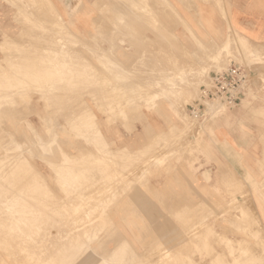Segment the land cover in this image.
I'll use <instances>...</instances> for the list:
<instances>
[{"label": "rangeland", "instance_id": "rangeland-1", "mask_svg": "<svg viewBox=\"0 0 264 264\" xmlns=\"http://www.w3.org/2000/svg\"><path fill=\"white\" fill-rule=\"evenodd\" d=\"M3 1L5 2L6 6L1 5L2 9H1V13H0V68L1 69L3 68L2 70L0 69V77H1L0 81L3 82V83L0 82V86H1V88H0L1 89V91H0L1 92L0 93V97H1L0 98L1 99L0 100V106H1L0 107V118L2 120V121H0V133H2V135H0V142L2 143V144L0 143V149H2V150H0V159H1V162H0V178H1L0 184L2 185L4 183L3 184L4 186L2 185V188H1V185H0V189H1V191H0V193H1L0 194V239H1L0 240V250L3 247L4 248L0 251V254H2V255H0V264H27V263L28 264H49V263L50 264H75V263L76 264H79V263L80 264H98V263L101 264V262L104 259L110 258L112 256V254L110 256V253H113L111 250L115 249L116 245H118L123 239L124 240L121 243L123 245H125V248L126 247L128 248V249L126 248L127 252L124 256H122L123 258L119 257V256L116 258V255H115L113 257V260H112V261H114L113 263H115L120 258L121 261H123L122 264H126V263L131 264V262H132V264H159V263H161V264H185V263L189 264L190 260L192 262L190 264H194L193 262H195V264H218L219 263L218 261H220V260H221V263H223V264H237L238 262H239L238 264H241L240 260L242 259L241 261L244 262L243 258L244 257L246 258L247 256H249V257H252L251 260H250V258L248 260V257H247L246 261L243 264H246V262L248 263V261L253 262L255 260H257V262L256 261H255V263L253 262L254 264H264V243L259 241L256 234H253L250 232L252 228H255V226L258 225L260 227V224L258 221H255L254 215L252 213H250V212H247V213L239 212L238 205L236 204L237 203L236 198H234V197L231 198L229 203L226 204V207H224L223 203H222L223 198L215 197L214 198L215 202H213L214 205L212 204L210 207H208L206 205L207 197H200L198 203H196L192 200H189L187 202V199L183 198L182 193H180L182 188L190 190V188H191L190 185H194L195 188L200 190V192L202 191V193H203L204 187L206 188V186L203 185V182H202L201 177H200V173L203 174V172H205L206 174H208V177H210L211 174L208 170L213 169V167L210 166V168L207 170L205 165H206V163H210L215 159L214 157L212 158V156L210 157V155H212V152L214 150L213 147L211 145H210V147H208L205 143L206 127L208 128L212 124V122L215 121V119L213 118V114L216 111H217L216 113H218V112L222 113V112L227 111L228 109H234L237 107L236 106L234 108H229L227 106H224L223 104L221 105V103L219 105V102H215V101L209 102L210 105L208 104V102L207 103L205 102L206 112L204 111V114H201L200 116L194 115L190 111L189 106L193 105L196 102V100L199 98L200 86L202 84H204V82L208 78L210 72H213L214 69H215L214 72H218L219 70L221 71V69L224 70L225 68H227V66H229L232 63L244 66L248 70H255L253 68V66H255L254 65L255 63H263L264 52L261 49H252L251 50V48H250L251 42H249L247 38L242 36L237 31H235V30L231 31V29L229 28V25L227 23L226 18H224L222 21H220L219 24H217V26H215L214 22L200 21V22H198V24H199L198 26L195 25L196 26L195 28L190 25L191 24L190 22H186V21L179 20V19L167 20L166 25H165V28H166V46H167L166 59H167V65H168L167 73H169L171 71L170 72L171 74H169V76H167V78L169 79L170 75L175 76L176 73H174V71L177 72V75L175 76L176 78L174 76H172L173 77V78L171 77L172 80L169 79V81H165L167 83V88L165 89V88H163L164 83H165L163 80L164 77H162V73L160 74V70H159V67L157 65L158 63H156V65L154 67L152 66L149 69L147 67H144V65H143L144 61H142L140 63L141 67L139 66L140 67V68L138 67L139 69H134V68H136V66L133 63L134 60L132 58L133 61H131V64H130V67H132V68H128V69L125 68L129 73H131L130 74L131 76L134 75L133 77L129 76V79L127 78L126 72L118 70V67L113 68V66L110 64L109 61H111V62H112V60L114 61L116 59L117 54L115 55V53H113V52L111 54V51L109 50L111 48V43H110L111 37L110 36H103L101 38H95L94 39L95 44H93V41L91 42L88 40V42H87L88 47H86V48L82 47L80 49V46H79L80 42L78 41L79 37L73 31H70V29L75 28L74 24L73 23L72 24H70V23L66 24L65 22H63L62 17L60 18L59 14L57 12H55L53 9H50V7L48 6V3L44 2L42 4V7L45 9V10H43L42 7H40L41 4H40V6H39V4L36 5V3L32 4L31 0H12V1L11 0H6V1L3 0ZM23 6H25V7H23ZM36 7H37V9H36ZM4 8H6L5 11H2ZM38 8H41L45 13L40 12ZM26 10H27V13L25 12ZM36 10L38 11V13ZM166 10L168 13V17L177 18L179 16L178 13H176V10H174V8L172 7V5L170 3H168V5L166 6ZM31 11L32 12L35 11V12L32 13ZM148 11L150 12V10H148ZM172 12L174 14H172ZM35 15H36V17H35ZM44 15L47 17H45ZM29 16L31 17L30 20H29V18H30ZM224 17H225V15H224ZM24 19H26L27 21ZM28 21H29V23L33 21V23H30V25H29L27 23ZM46 21H48V22L45 23ZM157 21L158 20L152 19V21L150 20V21L145 22L146 24L148 22L147 27L151 30L152 34H153L152 28H155V27L158 28L159 27L158 23H160V22L159 21L157 22ZM50 23H52V24H50ZM49 24H50V26H49ZM110 24H111L110 20H107V21L101 20L98 24V27L101 28V26H103L102 27L103 29L106 28L105 30H110V28H111ZM150 24L152 27L150 26ZM114 25H115V28L120 27L116 22L114 23ZM153 25H155V26H153ZM163 25H164V23H163ZM36 26L38 28H35ZM23 28H25V29H23ZM186 29H188V30H186ZM182 33H184V34L187 33L188 36L184 37L182 35ZM33 34H35L36 37ZM48 34H50V35H48ZM47 35H48V37H47ZM168 35H170L171 39L169 38ZM229 35L230 36L232 35L231 38H232V42H233L232 43L233 48H231V51L234 52L233 54H230V55L225 54L224 49L221 50V48L224 45V41H225L226 37ZM64 36L66 37V39ZM39 37H42V38H39ZM68 38L70 40H68ZM175 38H177V40ZM71 39H73V40L71 41ZM100 39H101L102 43H101ZM148 39L149 40L147 41L148 42L147 44H149L150 47L153 49L155 46V42L158 45L160 38L158 36H150ZM96 40H99V42H96ZM240 42L244 45V47L242 48V46L240 44L241 49L237 46V43H240ZM9 43H11V45ZM47 44H49V45H47ZM63 44H64V46H63ZM102 44H103V47L106 48L105 50H107V51L102 50L100 48V46H97L96 48L92 47L93 45H102ZM109 44H110V46H109ZM169 44H170V46H169ZM29 45H30V47H29ZM89 45H91V46H89ZM75 46H76L77 51H76V49H74ZM59 47H60V49H59ZM50 48L51 49L54 48V49L51 50ZM87 48H89V49H87ZM90 48L91 49L93 48L96 51L95 52L91 51ZM4 50H6V51H4ZM44 50L46 51V53H44L45 52ZM49 50L51 52H49ZM56 50H58V52ZM42 51H44V52H42ZM172 51L173 52L175 51L176 53L174 52L175 53L174 54ZM240 51L243 55L238 54V53H240ZM61 52H63L65 54V57H64V54H63V58L61 56H59V55H62ZM100 52H103V54ZM75 53H76V56L74 55ZM78 53H81L82 55L78 54ZM94 53L95 54L98 53L99 55L100 54L102 55L101 56V62H99L97 64L96 69L99 72L100 71L102 72L103 70L106 69L105 70L106 72L105 71L102 73L100 72L102 74L101 75L98 71H96L97 74H94V76H92L91 78L86 77V75H88L86 72L84 73V76H81V77L77 76L76 79H75V77H71L69 70L71 68L72 62H73L72 68L76 67V68L80 69L81 61L86 60L87 58H90L88 60H91L93 58V56L90 54H94ZM153 53L154 52H150V55H153ZM248 53L252 54V56L248 57L247 56ZM257 53L259 54V56L257 55ZM19 54H23L22 56H24V57L19 56ZM168 54L171 56H169ZM13 55L15 58L13 57ZM145 55L142 54L140 59H142L143 56H145ZM3 56H6V57H4L5 60H3ZM176 56H177V58H174ZM207 56H209V57H207ZM172 57H173V60H172ZM78 58L79 59L81 58L80 61ZM55 59H56V61H55ZM69 59H70V61H69ZM21 61L22 62L24 61L23 64ZM33 61H35V62H33ZM59 61H61V62H59ZM74 61L79 64V67H78V65H76V63ZM171 61H174V62H171ZM187 61H189V62H187ZM12 62H13V64L17 62L15 64L17 67L15 65H13ZM115 62H116V60H115ZM183 62H184V64H183ZM203 62H204V64H203ZM18 63H20V64H18ZM66 63H67V65H66ZM119 64H121V63H119ZM176 64L179 65L180 67L176 66ZM182 64L184 65V68L182 67L183 66ZM29 65H31V66H29ZM40 65H41V69H39ZM57 65L60 69L57 67ZM109 65H111V66H109ZM152 65H154V64L152 63ZM55 66H56V68H55ZM69 66H70V68H69ZM18 67L20 68V70ZM21 67H22V69H21ZM170 67H172V68H170ZM173 67H175L177 69H173ZM178 67L180 69H178ZM156 68H158V69H156ZM212 68H214V69L211 70ZM17 69L19 70L20 76L17 75L18 74ZM12 71L15 73L11 74V73H13ZM40 71H41V73H40ZM60 71L61 72L65 71V76L67 75L68 78L61 81L59 79V74L61 73ZM46 72H48V73H46ZM116 72H117V74H116ZM172 72L174 74H172ZM39 73H40V75H38ZM103 73H105V74H103ZM136 73H139V74L136 75ZM142 74L143 75L145 74V76L142 77ZM185 74H186V76H185ZM252 74H253V78H254L256 75V71H254ZM33 75H34V77H33ZM35 75H36V77H35ZM47 75H49V76H47ZM55 75H56V77H55ZM120 75L121 76L124 75L123 77H125L124 79H122L123 81L122 80L120 81V84H123L125 81H126V83L127 82L128 83L123 84L126 87L125 94L117 95V94L111 93V91H109V85L110 84H108V83L110 82L109 80L111 79L112 76L117 77ZM154 75H157V77L159 79ZM3 76L5 77L4 79H3ZM40 76H43V77H40ZM137 76H138V78H137ZM262 76H263V80H264V75H262ZM46 77H49V78H46ZM52 77H53V79H52ZM106 77H109L110 79L109 78L107 79ZM154 77L157 80L154 81V83H153ZM17 78L20 81H18ZM42 78H43V80H42ZM132 78H133V80H132ZM143 78H145V79H143ZM1 79H3V80H1ZM32 79H34V81ZM96 79H97V82H96ZM98 79H100V80H98ZM126 79L127 80L131 79V80L127 81ZM149 79H152V80L150 81ZM23 80L25 81V83ZM73 80H74V82H73ZM88 80H90V81H88ZM134 80H136V82H137V80H138V82L141 80L142 83L141 82L140 83L144 87L141 86V84L139 86L138 82L134 83ZM147 80H149V81H147ZM11 82H12V84H11ZM105 82H106V84H105ZM176 82L181 83L182 85L180 84V86L178 87V84L176 85ZM6 83H7V85L9 84L10 86H7ZM36 83L39 85H37ZM45 84H46V86H45ZM133 84H134V86L132 87ZM145 84L150 85L151 87L146 86ZM12 85H13V87H12ZM23 85H25V86H23ZM32 85H34L35 88ZM152 85H153V87H152ZM183 85H184V87H183ZM2 86H3V88H2ZM87 86H89V87H87ZM135 86H136V88H134ZM193 86H195V88ZM30 87L32 90L30 89ZM59 87H60V89H59ZM173 87H176V89ZM16 88L17 89L23 88V89L20 91V90H17ZM50 88H51V92L52 91H54V92L51 93ZM139 88L141 89V91H143L144 89L146 90L147 88H148V90L147 91L144 90L142 92V94L139 96V98H135L134 101H129V100L122 101V99L124 98V96L126 95V92L128 90L134 92L137 89L139 90ZM153 88H155V90H157V93ZM2 89H3V91H2ZM14 89L17 91H15ZM41 89L43 91H41ZM193 89H195V90H193ZM196 89H197V91H196ZM45 90L46 91L48 90L50 95H48L49 94L48 91H47V93H44V92H46ZM70 90H72V91H70ZM77 91H79L81 93H79ZM82 91H84V92H82ZM148 91H150V92H148ZM168 91H169V93H168ZM170 91H172V92H170ZM176 91H178L180 94L178 92L176 93ZM2 92H4V93H2ZM22 92H23V94L21 95ZM143 93H145V94H143ZM154 93H156L157 95H155ZM171 93H173L174 95L179 94V95H175V97H178V99H180L179 96H181L182 99L177 100V101H170V100L166 101V100H164V97L173 96ZM110 94L113 96H111ZM167 95H169V96H167ZM25 96H27V97H25ZM76 96L78 98H76ZM109 96H110V98H109ZM150 96H151V99H150ZM57 97H59L60 99ZM112 97H113V99H115V101L113 99L111 100ZM146 97H148V98H146ZM11 98H12V100H11ZM18 98H19V101H18ZM2 99L3 100L6 99V100L3 101ZM14 99H17L19 104L17 103V101L15 103ZM9 100H10V102H9ZM117 100H119L118 103H117ZM1 101H3V103ZM5 104H8L9 106H6ZM16 105L20 106V108H21L20 111H19V109H17V107L19 108V106H16ZM215 105H216V107H218V106L219 107L216 109ZM78 107H80V108H78ZM175 107H176V110H175ZM179 107H181V108H179ZM13 108L16 109L17 111L14 110ZM126 108H128L130 110L134 109L133 115H130V116H126V115L112 116L111 115V113H114V112L125 113ZM182 109H184V110H182ZM28 110H30V111H28ZM211 110H213V111L211 112ZM15 111H16V113H15ZM65 111H66V113H65ZM183 111H185V112H183ZM75 112H77V113H75ZM134 112H135V117H134ZM97 113H103L105 115L98 116ZM8 114H10V115H8ZM148 114H150V115H148ZM185 114H186V116H185ZM1 115L5 119L2 118ZM87 118L89 119V121ZM195 118H196V120H195ZM46 119H47V121H46ZM18 120H19V122H18ZM72 120H73V122H72ZM189 120H190L191 124L190 123L186 124V122ZM3 121H6V122H3ZM210 121H211V123H210ZM74 123L77 124V126L75 124L76 127L74 125L72 126V124H74ZM84 124H86V125H84ZM193 124H194V126H193ZM89 125H91V127ZM187 126H188V130L186 129ZM77 127L79 128V130L77 129ZM190 127H192L193 129ZM175 128H177V129H175ZM178 128L179 129L181 128V130H179ZM194 128H195V130H194ZM197 129L199 131H197ZM62 130H64V131H62ZM92 130H94V131H92ZM177 130H179V132ZM76 131H77V133L79 132V134H76ZM195 131H197L198 133L196 132L197 133L196 134ZM5 132H6V134H5ZM11 132L14 134H11ZM50 132L52 133V135L50 134ZM68 132L71 134H67ZM162 132L164 133V135L162 134ZM175 132H176V135H175ZM180 132H181V134H179ZM48 133L50 134V136H48L49 135ZM185 133H186V135L183 136V134H185ZM165 134H166V136L168 135V138H166ZM155 136H156V139L154 138ZM178 136L180 137V139H181V137L182 138L184 137L185 140L183 138V140L181 139L182 141L178 142V140H180ZM5 137H7V138H5ZM49 137H51V138H49ZM57 137H58V139H57ZM165 138H166V140H165ZM7 139H8V141H7ZM167 139H168V141H167ZM169 139L170 140L172 139V141L175 139L179 143L178 145L176 143L177 147L178 146L180 147L182 145L181 143L183 142L184 146L183 145L181 146L182 150H181V147L179 148L180 150H178L177 147L175 148L174 143L176 141L172 142V141H169ZM192 139H194V141H196L197 143L194 142ZM1 140H3V141H1ZM20 140H23V141H20ZM34 140H36V141H34ZM47 140H49V141H47ZM64 140H66V141H64ZM93 140H95V141H93ZM197 140H199V141H197ZM61 141L63 143H61ZM171 142L173 143L174 146H172ZM188 142H189V145H188ZM198 142H201V143H198ZM31 143H32V146H30ZM34 143H35V145H33ZM149 143H151V144H149ZM153 143H155V144H153ZM157 143H158V145H157ZM192 143L195 145L197 144V146L193 145ZM45 144H47V145H45ZM200 144H202V145H200ZM1 145H3V146H1ZM19 145H21L20 146L21 148L19 147ZM36 145H38V146H36ZM50 145H52V146L49 149ZM152 145H154V146H152ZM156 145L160 146V147H157ZM165 145H168V146H165ZM185 145L188 147V150L187 149L185 150V148H187V147H185ZM203 145H205V146H203ZM55 146H57V147H55ZM164 146L167 148L169 146H171V147H169L170 152H168L169 150L166 152V148ZM206 146H207V151H205L206 148H204ZM29 147L30 148L32 147V148L30 149ZM37 147H38V149H37ZM86 147H87V151H85ZM172 147H174L175 149ZM26 148H28V149L25 150ZM16 150H17V152H16ZM20 150L21 151L23 150L22 153H20L21 152ZM39 150L41 152H39ZM46 150H47V153H45ZM97 150H99V151L97 152ZM177 150L180 153H177L178 152ZM5 151H6V153H5ZM13 151H15L17 154ZM37 151L39 152V154ZM57 151L60 153L59 154L60 160H59V156L57 155L58 154ZM171 151H173V152H171ZM90 152H91V154H90ZM111 152H113V153H111ZM156 152H157V154H159L158 158H156V156H157ZM161 152L163 154H161ZM185 152H186V154H185ZM206 152H208L209 155ZM18 153H19V155H18ZM86 153H87V155H86ZM10 154H12V155H10ZM51 154L55 155V156H52ZM153 154H155V155H153ZM2 155H3V157H2ZM40 155H42V156H40ZM118 155H120V156H118ZM20 157H22V158L20 159ZM51 157H54V158L50 159ZM56 157L59 161H56V159H55ZM161 157L164 161L161 160ZM90 158L91 159L94 158L95 159V160H93L94 162ZM120 158H121V160H120ZM127 158H129L128 159L129 161L127 160ZM131 158H132V161H131ZM159 158L161 160V162L159 160L160 163L158 162ZM167 158H168V160H167ZM117 159H119V160H117ZM18 160H20V162ZM123 160H124V162H123ZM170 160H172V162ZM90 161H91V163H90ZM152 161H153V163H152ZM61 162L64 164H66L68 162V164H69V165H67L68 167L66 169L67 173L65 172V178H66L65 182L66 183L65 182L62 183L61 181H59L57 171H56V169L59 168L58 166H60L62 164ZM97 162H99V164ZM118 162H120V164ZM139 162L144 163V164H142L140 166L139 164H141V163H139ZM215 162H216V160H215ZM20 163H22L21 164L22 166H20ZM54 163H56V164H54ZM93 163L95 165H92ZM122 163H124V164L122 165ZM196 163H198V164L196 165ZM2 164H3V166H2ZM25 164L27 166H25ZM32 164H33V166H31ZM74 164H76V165L74 166ZM96 164H98L99 166L100 165L102 166L103 164H106V165H103L102 168H104V166H105L104 169H102L100 166L101 169L98 171L99 167ZM146 164H148V166ZM77 165H79V168ZM89 165L91 166V168H92V166H93V168L95 166L98 167L97 171L99 173L96 171V167L94 168L95 170L93 168L92 169L89 168L90 171H88L87 169H88ZM118 165H121V168L123 166V168H124L123 171L120 170L121 168ZM54 166L57 168H55ZM85 166L87 168H85ZM114 166H117V168L119 167L118 168L119 170H117V168L114 169ZM137 166H138V168L140 167L139 168L140 170L137 168ZM144 166H145V168L142 171V167H144ZM70 167H71V170L74 169V171H72V173L74 175L71 172L68 173L70 170ZM74 167L75 168L77 167L79 169V171L85 170V172L82 171L81 172L82 174L81 175L79 174V176H78V174H75V173H78V170L76 171L77 168L75 169ZM107 167L108 168L112 167V168H109V170H110L109 171L107 169ZM135 167L139 171L136 170ZM82 168H85V169H82ZM220 168H223V167L220 166V167H217L216 169L211 170V171H213L216 175H218V174H229L230 175L231 174L230 170H226V172H225L224 168H223V170ZM35 169H38V170H35ZM125 169H127V170L125 171ZM128 169H130L131 171H128ZM132 169H135V170H132ZM91 170H94L95 175ZM102 170L103 171L106 170V171L103 173ZM100 171H102V172H100ZM132 171L134 172V174ZM137 171H138V173H137ZM107 172H108L107 176H110V177L112 176L110 179L107 177V179L109 180L108 182H107L106 178H102V176L106 177L105 173H107ZM85 173H87V174H85ZM90 173H91V175H90ZM92 173L95 177L92 176ZM130 173H131V175H130ZM97 174H101V175H97ZM136 174H138V175H136ZM39 176H40V178H39ZM85 176H86V178L87 177L88 178L85 179L84 178ZM91 176L93 178H97L99 176L98 179L99 178H101V179H99V181L97 182V179H93ZM77 177H78V180H77ZM89 177H91V178H89ZM116 177L119 178V181H118V178H116ZM204 177H205V179L208 178L205 174H204ZM69 178H71V179L75 178V179L71 180ZM81 178L84 179L83 180L84 182L82 181ZM12 179H13V181H12ZM102 179H105V180L103 181ZM1 180H3V183ZM55 180H57V181H55ZM92 180H94V181L92 182ZM115 180H116V182H115ZM127 180H129L130 182ZM67 181H68V183H67ZM86 181H89L88 183L91 184L92 186L89 184H86L87 183ZM8 182H10L9 183L10 185L8 184ZM31 182H32V184H31ZM34 182H36V183H34ZM74 182H75V184H72ZM93 183H94V185H93ZM103 183H105V184H103ZM38 184L41 186H39ZM44 184H46V185H44ZM77 184L79 187H77ZM108 184H109V186H108ZM119 184H121V185H119ZM22 185H23V187H22ZM36 185L39 186L38 188L41 187V190L40 189L36 190V187H37ZM82 185L84 186V188L85 187L86 188L85 189L82 188ZM125 185H127V186H125ZM10 186H12V187L10 188ZM14 186L17 187V190L21 187L18 190L21 192L20 194H23V196H26L29 194L28 195L29 198L33 197L34 199L33 198L32 199L35 201H33V200L30 201L28 196H27V199L25 197H23L24 198V200H22L24 202L23 203L20 199L22 196L18 193V191H16V188H13ZM33 186H34V188H33ZM118 186H119V190L122 189L119 193H118L119 190L117 189ZM120 186H122V187H120ZM130 186H131V188H130L131 190L129 189ZM26 187H28L29 189H27ZM30 187L33 189L31 190ZM73 187L76 189H74ZM91 187H92V190H90ZM99 187H100V189H99ZM102 187H104V188L106 187V188L104 189ZM112 187H113V189H112ZM218 187L219 186H217V187L214 186V188L216 190V194L219 191V193L221 195V191H220L221 189ZM48 188H50L51 190ZM69 188H70V190H69ZM177 188L179 189L178 197H176V195H175V190ZM6 189H8V191L4 193V191H6ZM83 189H84V192H83ZM115 189L118 191L117 192L114 191ZM11 190L12 191L15 190V193L17 196L16 195L14 196L13 195L14 191L11 192ZM22 190L26 192L25 195H24L25 192L23 193ZM28 190H30V192H28ZM77 190L79 191V193ZM111 190H113V191H111ZM47 191L50 194H48ZM51 191H53V192H51ZM54 191L58 192L57 198L55 195L57 193H55ZM151 191H154V192H151ZM39 192H41V193H39ZM85 192H87V194H85ZM97 192H99V193H97ZM8 193H9V195L7 196L6 194H8ZM68 193H69V195H68ZM82 193L84 196L82 195ZM95 193H97V194H95ZM124 193H125V195H124ZM4 194H5V196H4ZM31 194L37 195V196H30ZM47 194H48V196H47ZM108 194H110V199H108L109 198ZM1 195H3V196H1ZM42 195H44V196H42ZM18 196H21V197H18ZM159 196L161 197V199ZM35 197H36V199H39V197H40V200H36ZM41 197H43V199H44L43 203H42ZM48 197L50 199H48ZM96 197H97V199H96ZM114 198H115V200H114ZM18 199L20 200V204H17V203H19ZM101 199L103 200V202H105L104 204L101 201ZM86 200L87 201L90 200V202L87 203ZM2 201H3V203H2ZM27 201H29L28 205L30 204L29 208L27 207L28 206L26 203ZM44 201H45V203H47L46 207H45ZM61 201H63L62 202L63 204L61 203ZM91 201H93V202H91ZM98 201H100L99 204H98ZM211 201H213V198H211ZM32 202H38V203L40 202L39 203L40 205L38 203H36V204L34 203L35 205H33ZM101 202H102V204H101ZM106 202H108V206H106L107 205ZM22 203L24 205L26 204V206H25L26 209L24 208V205ZM2 204H3V206H2ZM11 204L14 206L12 207ZM31 204L33 205L32 207L35 208L36 210L32 209ZM93 204H94V206H93ZM4 205H6V206H4ZM15 205L17 208L18 207L19 208L16 209ZM19 205H21V206L23 205L22 208ZM36 205H37V207H36ZM188 205H189V207H188ZM39 206H41V207H39ZM52 206H53V208H52ZM64 206L67 208H65ZM96 206L97 207L99 206V207L97 208ZM184 206L186 208L182 209ZM23 208L26 210V213H25V211L22 212ZM37 208H39V210L41 209V211H39ZM62 208H63V210H62ZM19 209H20V211H19ZM27 209H29V210H27ZM46 209H48L50 211H48ZM98 209L99 210L101 209V212ZM174 209H176L178 212L177 213L176 210L174 211L176 213V216L173 215L174 212H171ZM51 210L53 212H51ZM79 210H81V211H79ZM168 210H170V211H168ZM189 210H193V211H189ZM34 211H36V212H34ZM37 211H39V212H37ZM109 211H112V212L107 213ZM180 211H181V213H179ZM216 211H217V213H216ZM1 212L3 213V216H2ZM4 212H5V214H4ZM55 212H56V215L59 216V217L57 216V218H55V219L58 220L59 218H61L58 221L53 218V217H56ZM58 212H60V213H58ZM63 212H65V213H63ZM22 213H23V215H22ZM33 213H35V215ZM47 213H49V214H47ZM69 213H71V215H73L72 217H75V218H72L71 215L69 216ZM188 213L191 215L193 214L192 216H194V217L196 216V217L193 218V220H192V216L189 215ZM40 214H42V216H44V218ZM95 214H96V216H95ZM104 214H105V216H104ZM179 214H182V215L184 214V215L183 216L180 215V217H178ZM187 214H188V216H187ZM197 214H199V215L197 216ZM5 215H6V218H5ZM106 215H107V218H106ZM202 215H204V216H202ZM40 216H41V220L40 219L38 220V218ZM108 216H110V217H108ZM184 216L186 218V221H184V219H183ZM189 216H191V217H189ZM32 217H33V219H32ZM35 217H37V218H35ZM95 217H96V219H95ZM52 218L55 220L54 223H52L53 220H50ZM179 218H180V220H179ZM81 219H83V220H81ZM104 219H106V220L104 221ZM108 219L111 220L112 222L109 221ZM187 219H189V220H187ZM19 220H20V223H19ZM62 220L63 221L66 220V221L62 223ZM74 220H75V222H74ZM199 220H200V222H199ZM41 221H42V224H40ZM87 221H89V222H87ZM183 221L185 222V224H183L184 223ZM35 222H37V223H35ZM59 222H61L62 224L60 223L61 225H59ZM103 222L104 223L107 222V223L104 224ZM203 222H205V223H203ZM68 223H70V224H68ZM84 223H87V224H84ZM36 224H38V225H36ZM44 224L46 226H44ZM47 224H49V225H47ZM55 224H56V226H55ZM101 224H102V226H101ZM239 224L240 225L242 224V225L240 226ZM31 225H33V226L30 227ZM64 225L67 227H64ZM70 225H71V227H68ZM19 226H21V227H19ZM52 226H54V227H52ZM57 226H58V229H56ZM86 226H87V229H85ZM38 227L39 228L42 227L41 229H45L44 227H46V229L44 230L45 232L40 230ZM48 227L52 228V229H50L51 231L49 230ZM88 227L90 230H88ZM194 227H196V228H194ZM54 228H55V230H57L56 231L57 233L55 232ZM62 228H63V231L61 230ZM69 228L70 229L72 228V233L70 235H69V233L71 232V230H69ZM91 228L92 229L94 228V229L91 230ZM36 229H37V231H36ZM65 230H67V232H65ZM81 230H82V232H81ZM53 231L55 232V234L52 233ZM89 231H92V232H90L91 234L89 233ZM106 231H107V233H110V234L105 233ZM80 232H81V234H78ZM4 233H5V235H4ZM92 233L94 235H92ZM43 234H44V236H42ZM189 234H192V235H189ZM38 235L40 237L37 238ZM61 235H65V236L63 237ZM72 235H75V237L78 238V240H79L80 236L81 237L83 236L84 239L82 237V238H80L81 241L78 242V240L75 237H73ZM88 235L89 236L92 235L91 236L92 238L95 235H96V237H94V239H92ZM115 235L117 237L116 240H115ZM117 235H119V236H117ZM200 235L203 237L202 239H200L201 238ZM56 236H57V240H56ZM240 236L245 237L247 239L244 240L242 238V240H240L239 239ZM52 237H54V238H52ZM60 237H62V238H60ZM68 237H69V239H68ZM85 237H89V238L86 239ZM121 237H124V238H122V240H121ZM155 237L158 239H156ZM192 237L195 240L194 239L192 240ZM51 238H52V240H51ZM74 238L76 240H74ZM118 238L121 241L119 240V242H118ZM41 239L42 240L46 239V240L42 241ZM101 239H102V241H103V239H105V240L110 239V240H109V242H108V240H106V241L104 240L105 243H103L104 241L102 242ZM87 240H88V242H87ZM9 241H11V242H9ZM52 241H55V242L53 243ZM56 241H58V243ZM72 241H74V243H72ZM243 241H244V243H243ZM40 242H42L43 244H41ZM83 242H85L86 246L89 247L88 249H87V247H84L85 243H83ZM97 242H100V243L102 242L103 244L99 243L100 246H98ZM152 242H155V243H152ZM226 242H227V246L225 244ZM228 242L230 245L228 244ZM241 242H242V244H239ZM47 243H49L50 245ZM81 243L84 244V246H82ZM45 244L49 245V247L47 245L45 246ZM87 244H89V245H87ZM114 244H116V245H114ZM154 244L158 245L159 250L157 248V245H154ZM182 244H184V245H182ZM51 245H53V246H51ZM25 246H27V247H25ZM34 246H36L38 248H36ZM65 246H67V247H65ZM153 246H155V247L152 248ZM239 246L241 247V249ZM46 247H48L47 250H46ZM92 247H94V248H92ZM100 247L103 251L100 249ZM160 247H161V249H162V247L164 249L161 250ZM186 247H188V248L186 249ZM255 247L257 248V251L254 250ZM105 248H107V249L105 250ZM130 248L132 251L130 250ZM177 248L179 250H177ZM37 249H38V251H35ZM48 249H49V251H48ZM54 249H57V250L55 251ZM70 249H71V251H70ZM185 250H186V252H185ZM208 250H210V251H208ZM223 250L225 251V255H224ZM242 250L245 252H243ZM67 251H68V253H67ZM230 251L232 253H230ZM35 252H37V253H35ZM107 252H109V253H107ZM130 252H133V254H131ZM106 253H107V255H106ZM134 253H136V254H134ZM250 253L252 254V256H250L251 255ZM45 254H47V255H45ZM66 254H67V256H65ZM82 254L85 256H79ZM103 254H105V255H103ZM108 254L110 257L108 256ZM217 254H218V257L215 258V256H217ZM248 254H250V255H248ZM38 255H40V256H38ZM88 255H89V257H88ZM43 256H45L44 257L45 259L43 258ZM73 256L76 257V259L73 258ZM86 256H87V258L85 259ZM94 256H95V258H94ZM104 256H105V258H104ZM229 256H231V258ZM255 256H256V258L254 259L253 257H255ZM33 257H36V258H33ZM125 257H127V258H125ZM50 258H52V259H50ZM83 258H84V260H88V261L83 260L84 261L83 262L82 261ZM98 258H100V259H98ZM139 258H141V259H139ZM39 259H41V260H39ZM101 259H103V260H101ZM231 259H233V260H231ZM73 260H75V261H73ZM141 260H142V262H141ZM165 260H166V263H165ZM192 260H194V261H192ZM215 260L217 261V263L215 262ZM3 262H5V263H3ZM138 262H140V263H138ZM144 262H146V263H144ZM221 263H219V264H221ZM250 264H252V263H250Z\"/></svg>", "mask_w": 264, "mask_h": 264}, {"label": "crops", "instance_id": "crops-1", "mask_svg": "<svg viewBox=\"0 0 264 264\" xmlns=\"http://www.w3.org/2000/svg\"><path fill=\"white\" fill-rule=\"evenodd\" d=\"M44 2H48L52 5V9L61 15L63 22L66 24H74L75 28L70 29V31H73L79 37L80 49L88 46L87 43L82 44V42H88V40L92 42L91 37L101 38L103 36H110L111 34V36H113H110L112 39L111 42H114L113 45L111 43V52H116V63L117 65L121 63L118 67L123 69L121 70L118 68V70L125 71L127 67L131 68L129 66L131 60L132 58L135 59L133 56L137 55L136 60L133 63L137 60H144V64H146L144 67L149 69L158 63L159 70L161 69L160 73L163 72L162 77H165L163 78L164 82L167 81L168 74L166 73L168 65L165 57L167 56L166 35L164 34H166V22L170 19H179L190 22V25L195 28L199 25L198 22L200 21L214 22L215 26H217L220 21L226 18L228 25H230L233 30L237 31L251 42V50L261 49L264 52V0H147V2L146 0H31L32 4L38 3L42 5ZM128 3L130 4L129 7ZM168 3L175 7V10L179 15L177 18L168 17L165 6ZM1 5L6 6L3 0H0V13L2 9ZM124 5L126 7H124ZM155 6L157 8H155ZM127 7L129 10H126ZM5 9L6 8L2 11H5ZM164 9L166 10V13ZM41 10L42 9H39L40 12L43 11ZM140 11L142 13H138ZM108 12L111 14L113 13L112 16ZM129 12L132 14H129ZM147 15H149V18H147ZM127 16L131 17L127 20ZM153 17L154 20L160 22L159 29L155 28L154 30L156 31L158 29L157 31H161V34L157 32L161 37L158 36L154 30L152 34L151 30L147 27V24L144 23L148 19L149 21L153 19ZM140 18H143V21H141ZM101 20H111L112 26H114V21L118 25L120 24L119 22H122L123 26H121L122 24L120 25L121 27L117 28L111 26L110 31L105 30L98 27V22ZM130 27L134 29H131ZM140 28L143 29L141 30ZM182 35L184 37L188 36L187 33H182ZM150 36H158L160 38L158 45L155 42L153 48L155 51L151 49L149 44H147ZM97 46H100L102 50L106 49L103 47V44L93 45L92 47L96 48ZM157 49L162 53L159 51L157 52ZM93 50L96 51L95 49ZM146 51L154 52V55L148 54V56H143V58L140 59V55L150 53ZM122 58L125 59L123 60ZM158 58L159 60H157ZM112 62L115 61L112 60ZM137 62L135 66H139L140 61ZM152 63L154 65H151ZM254 65L253 68L255 69L254 71H256V75L247 92L248 95L246 94L247 96L241 100L236 108L228 109L222 113L218 112L217 115L214 113L215 115L213 114V118L215 121L212 122L208 128L206 127L205 143L208 147H210V145L213 147L214 150L211 156L212 158H215L212 162L206 163L205 165L207 170L210 166L213 167V169L208 170L211 174L210 177H208V174L205 172H203V174L200 173L201 180L206 188L204 187L202 193V191L200 192V190L195 188L194 185H190V190L182 188L180 193H182L183 198L187 199V202L192 200L198 203L200 197H207L206 205L208 207L215 202V197L223 198L222 203L224 207H226V204L229 203L231 198H236L237 201H240L239 203H236L238 204L239 212H250L254 215L255 221L259 222L260 227L258 225L255 226V228L251 229V232L256 234L259 241L264 243V81L262 79V75H264V61L263 63H255ZM135 69H138V67ZM127 75V78L129 79L130 73L128 72ZM142 76L145 75L142 74ZM120 77L124 79L123 76ZM120 77L112 76L110 80L114 83L110 81L109 84L111 86H118L122 80ZM135 81L136 80H134V83ZM115 82H118V84H115ZM177 84L180 86V83ZM164 88H167L166 82L164 83ZM147 90L148 89H146V91ZM135 93H137L138 98L142 94L138 89L134 92L128 90L122 101H134L135 98H137ZM179 98L180 99L173 94V96L167 98L164 97V100L177 101L182 99L181 96H179ZM127 109L128 108L125 110L128 112H125L126 114L114 112L111 113V115H133V113L129 111L132 110L133 112L134 109H129V111ZM97 115L103 116L105 114L97 113ZM197 164L198 163H196V165ZM220 166L226 167L224 170H230L231 174L216 175L211 171ZM204 174L208 177L207 179H205ZM216 185L221 189V195L219 191L216 194L214 188V186L217 187ZM175 195L176 197L179 195L178 188L175 190ZM211 198H213V201H211ZM242 238L244 240L247 239L242 236L239 237L240 240H242ZM254 250L257 251V248L255 247Z\"/></svg>", "mask_w": 264, "mask_h": 264}, {"label": "bare ground", "instance_id": "bare-ground-1", "mask_svg": "<svg viewBox=\"0 0 264 264\" xmlns=\"http://www.w3.org/2000/svg\"><path fill=\"white\" fill-rule=\"evenodd\" d=\"M5 1H6V0H5ZM11 1H12V0H11ZM37 1H38V0H37ZM121 1H122V0H121ZM123 1H125V0H123ZM141 1H143V0H141ZM151 1H152V0H151ZM146 2H147V0H146ZM12 3H13V2H12ZM14 3H15V2H14ZM17 3H18V2H17ZM46 3H48V2H46ZM110 3H111V2H110ZM118 3H119V2H118ZM120 3H121V2H120ZM125 3H126V2H125ZM155 3H156V2H155ZM37 4H38V3H36V5H37ZM16 5H17V4H16ZM18 5H19V4H18ZM112 5H113V4H112ZM129 5H130V4L128 3V7H129ZM138 5H139V4H138ZM147 5H148V4H147ZM158 5H159V3H158ZM167 5H168V4H167ZM167 5H165V6H167ZM12 6H13V5H12ZM39 6H40V4H39ZM39 6H38V7H39ZM48 6L50 7V9H52V5H51L50 3H48ZM120 6H121V5H120ZM185 6H186V5H185ZM20 7H21V6H20ZM23 7H25V6H23ZM40 7H42V5H41ZM124 7H126V6L124 5ZM124 7H123V8H124ZM128 7H127V9H126V8H125V9H126V10H129ZM131 7H133V6H131ZM145 7H147V6H145ZM148 7H149V6H148ZM169 7H170V6H169ZM172 7H173L174 10H175V7H174L173 5H172ZM27 8H28V7H27ZM27 8H26V9H27ZM111 8H112V7H111ZM113 8H114V7H113ZM155 8H157V7L155 6ZM160 8H161V7H160ZM167 8H168V7H167ZM22 9H23V8H22ZM24 9H25V8H24ZM29 9H30V8H29ZM36 9H37V7H36ZM38 9H41V8H38ZM42 9L45 10L43 7H42ZM125 9H124V10H125ZM134 9H135V8H134ZM143 9H144V8H143ZM147 9H148V8H147ZM171 9H172V8H171ZM112 10H113V9H112ZM132 10H133V9H132ZM141 10H142V8H141ZM145 10H146V8H145ZM148 10H149V9H148ZM164 10H165V9H164ZM168 10H169V9H168ZM23 11H24V10H23ZM29 11H30V10H29ZM36 11H37V10H36ZM41 11H42V10H41ZM113 11H114V10H113ZM118 11H119V10H118ZM122 11H123V10H122ZM136 11H137V10H136ZM25 12L27 13V10H26ZM31 12H32V11H31ZM33 12H35V11H33ZM33 12H32V13H33ZM43 12H44V11H42V13H43ZM114 12H115V11H114ZM125 12H126V11H125ZM20 13H21V12H20ZM37 13H38V11H37ZM44 13H45V12H44ZM108 13H109V12H108ZM133 13H134V12H133ZM138 13H142V12L140 11V12H138ZM143 13H144V12H143ZM146 13H147V12H146ZM146 13H145V14H146ZM165 13H166V10H165ZM176 13H177V12H176ZM21 14H22V13H21ZM23 14H24V13H23ZM109 14H111V13H109ZM112 14H113V13H112ZM112 14H111V16H112ZM114 14H115V13H114ZM129 14H132V13L129 12ZM129 14H128V15H129ZM150 14H151V13H150ZM172 14H174V13L172 12ZM24 15H25V14H24ZM27 15H28V14H27ZM123 15H124V14H123ZM37 16H38V15H37ZM44 16H45V15H44ZM44 16H43V17H44ZM59 16H60V18H61V15H60V14H59ZM59 16H58V17H59ZM102 16H103V15H102ZM133 16H134V15H133ZM148 16H149V15H147V18H149ZM153 16H154V15H153ZM29 17H30V16H29ZM33 17H34V16H33ZM35 17H36V15H35ZM45 17H47V16H45ZM109 17H110V16H109ZM129 17H131V16H127V20L129 19ZM145 17H146V16H145ZM145 17H144V18H145ZM155 17H156V16H155ZM37 18H38V17H37ZM121 18H122V17H121ZM147 18H146V19H147ZM26 19H27V18H26ZM26 19H24V20H26ZM30 19H31V17L29 18V20H30ZM39 19H40V18H39ZM39 19H38V20H39ZM41 19H42V18H41ZM130 19H131V18H130ZM137 19H138V18H137ZM140 19H141V21H143V18H140ZM153 19H154V17H153ZM156 19H159V18H156ZM32 20H33V19H32ZM67 20H68V19H67ZM123 20H124V19H123ZM144 20H145V19H144ZM26 21H27V20H26ZM34 21H35V20H34ZM41 21H42V20H41ZM51 21H52V20H51ZM106 21H107V20H106ZM110 21H111V20H110ZM121 21H122V20H121ZM147 21H149V19H148ZM151 21H152V19H151ZM47 22H48V21H46L45 23H47ZM49 22H50V21H49ZM96 22H97V21H96ZM130 22H132V21H130ZM145 22H146V21H145ZM145 22H144V23H145ZM153 22H154V21H153ZM153 22H152V23H153ZM157 22H158V21H157ZM27 23L30 25V23H33V21L30 22V23H29V21H28ZM35 23H36V22H35ZM38 23H39V22H38ZM57 23H58V22H57ZM98 23H99V22H98ZM105 23H106V22H105ZM109 23H110V22H109ZM113 23H115V21H114ZM119 23H120L119 26H120L121 24H122L121 26H123V23H122V22H119ZM36 24H37V23H36ZM43 24H44V23H43ZM50 24H52V23H50ZM50 24H49V26H50ZM58 24H59V23H58ZM101 24H102V23H101ZM103 24H104V23H103ZM145 24H146V23H145ZM147 24H148V22H147ZM158 24H159V23H158ZM25 25H26V24H25ZM29 25H28V26H29ZM33 25H34V24H33ZM41 25H42V24H41ZM110 25H111V24H110ZM113 25H114V24H113ZM126 25H128V24H126ZM159 25H160V24H159ZM34 26H35V25H34ZM45 26H46V25H45ZM47 26H48V25H47ZM111 26H112V25H111ZM121 26H120V27H121ZM124 26H125V25H124ZM150 26H151V24H150ZM153 26H155V25H153ZM55 27H56V26H55ZM58 27H59V26H58ZM63 27H64V26H63ZM102 27H103V26H101V28H102ZM112 27H115V25L112 26ZM125 27H126V26H125ZM128 27H129V26H128ZM151 27H152V26H151ZM21 28H22V27H21ZM35 28H38V27L36 26ZM44 28H45V27H44ZM50 28H51V27H50ZM59 28H60V27H59ZM130 28H131V27H130ZM155 28H157V27H155ZM155 28H152V29L154 30ZM229 28L231 29V31L233 30L232 27H231L230 25H229ZM23 29H25V28H23ZM102 29H103V28H102ZM105 29H106V28H105ZM131 29H134V28H131ZM140 29H141V28H140ZM142 29H143V28H142ZM142 29H141V30H142ZM158 29H159V28H158ZM158 29H157V30H158ZM32 30H33V29H32ZM67 30H68V29H67ZM110 30H111V28H110ZM110 30H109V31H110ZM116 30H117V29H116ZM157 30H156V31L154 30V31L156 32V34H157V32H158V33L161 32V31H157ZM186 30H188V29H186ZM23 31H24V30H23ZM41 31H42V30H41ZM98 31H99V30H98ZM113 31H114V30H113ZM113 31H112V32H113ZM60 32H61V31H60ZM101 32H102V31H101ZM104 32H105V31H104ZM116 32H117V31H116ZM132 32H133V31H132ZM132 32H131V33H132ZM168 32H169V31H168ZM24 33H25V32H24ZM120 33H121V32H120ZM134 33H136V32H134ZM164 33H165V32H164ZM20 34H21V33H20ZM35 34H36V33H35ZM35 34H33V35L35 36ZM51 34H52V33H51ZM59 34H60V33H59ZM62 34H63V33H62ZM70 34H71V33H70ZM160 34H161V33H160ZM160 34H159V35L157 34V35L160 36ZM162 34H163V33H162ZM48 35H50V34H48ZM48 35H47V37H48ZM54 35H55V34H54ZM63 35H64V34H63ZM68 35H69V34H68ZM72 35H73V34H72ZM112 35H113V34H112ZM125 35H126V34H125ZM129 35H130V34H129ZM164 35H166V34H164ZM164 35H162V36H164ZM22 36H23V35H22ZM65 36H66V35H65ZM65 36H64V37H65ZM110 36H111V34H110ZM116 36H117V34H116ZM127 36H128V35H127ZM168 36H169V38H170V35H168ZM231 36H232V35H231ZM231 36L229 35V36L226 37V39H225V41H224V45H223V47L221 48V50L224 49V53H225V54H228V55L234 53L233 51H231V48H233V47H232V46H233V45H232L233 42H232V38H231ZM35 37H36V36H35ZM66 37H67V36H66ZM66 37H65V39H66ZM95 37H96V35H95ZM99 37H100V36H99ZM111 37H113V36H111ZM134 37H135V36H134ZM160 37H161V36H160ZM33 38H34V37H33ZM39 38H42V37H39ZM91 38H93V37H91ZM163 38H164V37H163ZM169 38H168V39H169ZM173 38H174V37H173ZM9 39H10V38H9ZM94 39H95V38L92 39L93 44H95V43H94V41H95ZM113 39H114V38H113ZM128 39H129V38H128ZM165 39H166V38H165ZM170 39H171V38H170ZM175 39L177 40V38H175ZM40 40H41V39H40ZM43 40H44V39H43ZM43 40H42V41H43ZM45 40H46V39H45ZM68 40H70V39L68 38ZM72 40H73V39H71V41H72ZM100 40H101V39H100ZM108 40H109V39H108ZM111 40H112V39H111ZM114 40H115V39H114ZM130 40H131V39H130ZM148 40H149V39H148ZM34 41H35V40H34ZM47 41H48V40H47ZM78 41H79V40H78ZM85 41H86V40H85ZM96 41L99 42V40H96ZM138 41H140V40H138ZM141 41H142V40H141ZM48 42H49V41H48ZM50 42H51V41H50ZM105 42H106V41H105ZM109 42H110V41H109ZM51 43H52V42H51ZM78 43H79V42H78ZM83 43H87V42H82V44H83ZM110 43H112V45H113L114 42L112 41V42H110ZM115 43H116V42H115ZM134 43H135V42H134ZM9 44L11 45V43H9ZM21 44H22V43H21ZM38 44H39V43H38ZM69 44H70V43H69ZM240 44H241L242 48L244 47V45H243L241 42H240V43H237V46L241 49ZM47 45H49V44H47ZM27 46H28V45H27ZM38 46H39V45H38ZM63 46H64V44H63ZM109 46H110V44H109ZM135 46H136V45H135ZM169 46H170V44H169ZM173 46H174V45H173ZM29 47H30V45H29ZM33 47H34V46H33ZM48 47H49V46H48ZM87 47H88V46H87ZM23 48H24V47H23ZM84 48H86V47H84ZM93 48H94V47H93ZM109 48H110V47H109ZM172 48H173V47H172ZM174 48H175V47H174ZM4 49H5V48H4ZM50 49H51V48H50ZM53 49H54V48H53ZM53 49H51V50H53ZM59 49H60V47H59ZM62 49H63V48H62ZM66 49H67V48H66ZM74 49H76V46H75ZM87 49H89V48H87ZM87 49H86V50H87ZM90 49H91V48H90ZM144 49H145V48H144ZM144 49H142V50H144ZM147 49H148V48H147ZM151 49H152V48H151ZM7 50H8V49H7ZM103 50H105V49H103ZM109 50L111 51V49H109ZM148 50H149V49H148ZM153 50H154V49H153ZM4 51H6V50H4ZM26 51H27V50H26ZM26 51H25V52H26ZM44 51H45V50H44ZM44 51H42V52H44ZM56 51L58 52V50H56ZM76 51H77V49H76ZM91 51H94V50L91 49ZM105 51H107V50H105ZM151 51H152V50H151ZM154 51H155V50H154ZM158 51H159V49H157V52H158ZM168 51H169V50H168ZM175 51H176V50H175ZM175 51H174V52H175ZM256 51H257V50H256ZM256 51H255V52H256ZM13 52H14V51H13ZM27 52H28V51H27ZM49 52H51V51L49 50ZM54 52H55V51H54ZM87 52H88V51H87ZM94 52H95V51H94ZM139 52H140V51H139ZM144 52H145V51H144ZM146 52H150V51H146ZM159 52L162 53L161 51H159ZM172 52H173V51H172ZM174 52H173V53H174ZM222 52H223V51H222ZM259 52H260V51H259ZM11 53H12V52H11ZM44 53H46V51H45ZM52 53H53V52H52ZM52 53H51V54H52ZM61 53H62V55H59V56H61V57L63 58V54H64V53H63V52H61ZM82 53H83V52H82ZM100 53L103 54V52H100ZM115 53H116V52H115ZM175 53H176V52H175ZM175 53H174V54H175ZM253 53H254V52H253ZM15 54H16V53H15ZM30 54H31V53H30ZM34 54H35V53H34ZM53 54H54V53H53ZM56 54H57V53H56ZM78 54H81V53H78ZM88 54H89V53H88ZM94 54H95V53H94ZM94 54H90V55L93 56V58H92L91 60H88V59H90V58H87L86 60H82V61H81V64H80L81 67H80V69H79V68H76V67L72 68V67H73V66H72L73 62H72V64H71V68H70V66H69V68H70V70H69L70 76H71V77H75V79H76L77 76H78V77L84 76V73L86 72V73L88 74V75H86V77H87V78H89V77L91 78L92 76H94V74H97L96 71H98V70L96 69V66H97V64H98L99 62H101V56H102V55H101V54L99 55L98 53L95 54V55H94ZM104 54H105V53H104ZM111 54H112V52H111ZM140 54H141V53H140ZM145 54L148 56V54H150V53H144V55H145ZM158 54H159V53H158ZM189 54H190V53H189ZM238 54H239V55H243V54L241 53V51H240V53H238ZM22 55H23V54H19V56H22ZM57 55H58V54H57ZM67 55H68V54H67ZM74 55L76 56V53H75ZM81 55H82V54H81ZM85 55H86V54H85ZM115 55H116V54H115ZM146 55H145V57H146ZM153 55H154V54H153ZM168 55H169V54H168ZM255 55H256V54H255ZM257 55L259 56L258 53H257ZM257 55H256V56H257ZM29 56H30V55H29ZM47 56H48V55H47ZM69 56H70V55H69ZM78 56H79V55H78ZM88 56H89V55H88ZM138 56H139V55H138ZM160 56H161V55H160ZM160 56H158V57H160ZM169 56H171V55H169ZM247 56L250 57V56H252V54L248 53ZM4 57H6V56H3V60H5ZM13 57H14V55H13ZM22 57H24V56H22ZM38 57H39V56H38ZM55 57H56V56H55ZM57 57H58V56H57ZM64 57H65V54H64ZM89 57H90V56H89ZM110 57H111V56H110ZM110 57H109V58H110ZM133 57L136 58L137 55H135V56H133ZM140 57H141V55H140ZM149 57H150V56H149ZM165 57H166V56H165ZM207 57H209V56H207ZM223 57H224V56H223ZM14 58H15V57H14ZM43 58H44V57H43ZM62 58H61V59H62ZM71 58H72V57H71ZM106 58H107V57H106ZM106 58H105V59H106ZM156 58H157V57H156ZM174 58H177V56L174 57ZM8 59H9V58H8ZM51 59H52V58H51ZM57 59H58V58H57ZM78 59H79V58H78ZM80 59H81V58H80ZM80 59H79V61H80ZM148 59H149V58H148ZM219 59H220V58H219ZM228 59H229V58H228ZM14 60H15V59H14ZM21 60H22V59H21ZM25 60H26V59H25ZM28 60H29V59H28ZM73 60H74V59H73ZM115 60H116V59H115ZM115 60H114V61H115ZM133 60L135 61L136 59L133 58ZM133 60H131V61H133ZM146 60H147V59H146ZM153 60H154V59H153ZM157 60H159V58H158ZM172 60H173V57H172ZM202 60H203V59H202ZM55 61H56V59H55ZM55 61H54V62H55ZM69 61H70V59H69ZM79 61H78V62H79ZM134 61H133V62H134ZM137 61H140V63L142 62L141 60H137ZM137 61H136V62H137ZM143 61H144V60H143ZM148 61H149V60H148ZM21 62H22V61H21ZM23 62H24V61H23ZM23 62H22V64H23ZM33 62H35V61H33ZM43 62H44V61H43ZM54 62H53V63H54ZM57 62H58V61H57ZM59 62H61V61H59ZM66 62H67V61H66ZM74 62H75V61H74ZM109 62H110V64L113 66V68H117V67H118V65L116 64V62H111V61H109ZM120 62H121V61H120ZM136 62L134 63L135 65L138 63V62H137V63H136ZM171 62H174V61H171ZM178 62H179V61H178ZM185 62H186V61H185ZM187 62H189V61H187ZM197 62H198V61H197ZM228 62H229V61H228ZM16 63H17V62H16ZM16 63L13 64V62H12L13 65H15ZM38 63H39V62H38ZM75 63H76V62H75ZM129 63H130V62H129ZM140 63H139V66L141 67ZM18 64H20V63H18ZM22 64H21V65H22ZM32 64H33V63H32ZM61 64H62V63H61ZM130 64H131V63H130ZM149 64H150V63H149ZM177 64H178V63H177ZM177 64H176V66H179V65H177ZM179 64H180V63H179ZM183 64H184V62H183ZM183 64H182V65H183ZM185 64H186V63H185ZM203 64H204V62H203ZM219 64H220V63H219ZM13 65H12V66H13ZM26 65H27V64H26ZM33 65H34V64H33ZM50 65H51V64H50ZM55 65H56V64H55ZM66 65H67V63H66ZM76 65H78V67H79V64H78V63H76ZM76 65H75V66H76ZM111 65H109V66H111ZM122 65H123V64H122ZM122 65H121V66H122ZM143 65H146V64L143 63ZM143 65H142V66H143ZM151 65H152V64H151ZM157 65H159V64H157ZM205 65H206V64H205ZM225 65H226V64H225ZM227 65H228V64H227ZM15 66H16V65H15ZM29 66H31V65H29ZM34 66H35V65H34ZM60 66H61V65H60ZM129 66H130V65H129ZM139 66L137 65L136 68L139 67ZM148 66H149V65H148ZM10 67H11V66H10ZM16 67H17V66H16ZM49 67H50V66H49ZM57 67H58V65H57ZM134 67H135V66H134ZM140 67H139V68H140ZM149 67H150V66H149ZM179 67H180V66H179ZM179 67H178V69H180ZM182 67L184 68V65H183ZM188 67H189V66H188ZM196 67H197V66H196ZM222 67H223V66H222ZM11 68H12V67H11ZM13 68H14V67H13ZM18 68H19V67H18ZM55 68H56V66H55ZM58 68H59V67H58ZM118 68L121 69V67H118ZM125 68H126V67H125ZM131 68H132V67H131ZM139 68H138V69H139ZM143 68H144V67H143ZM170 68H172V67H170ZM189 68H190V67H189ZM0 69H1V68H0ZM2 69H3V68H2ZM2 69H1V70H2ZM21 69H22V67H21ZM35 69H36V68H35ZM39 69H41V65H40V68H39ZM59 69H60V68H59ZM59 69H58V70H59ZM127 69H128V67H127ZM134 69H135V68H134ZM156 69H158V68H156ZM173 69H177V68L173 67ZM198 69H199V68H198ZM213 69H214V68H212L211 70H213ZM12 70H13V69H12ZM17 70H18V69H17ZM19 70H20V68H19ZM19 70H18V74H17V75H19ZM31 70H32V69H31ZM33 70H34V69H33ZM58 70H57V71H58ZM66 70H67V69H66ZM105 70H106V69H105ZM105 70H103L102 72H104ZM121 70H123V69H121ZM160 70H161V69H160ZM171 70H172V69H171ZM189 70H190V69H189ZM195 70H196V69H195ZM221 70H222V69H221ZM13 71H14V70H13ZM13 71H12V72H13ZM108 71H109V70H108ZM108 71H107V72H108ZM125 71H126V74H128L127 70H125ZM125 71H123V72H125ZM135 71H136V70H135ZM158 71H159V70H158ZM162 71H163V69H162ZM165 71H166V70H165ZM172 71H173V70H172ZM176 71H177V70H176ZM179 71H180V70H179ZM193 71H194V70H193ZM213 71H215V69H214ZM219 71H220V70H219ZM36 72H37V71H36ZM48 72H49V71H48ZM48 72H46V73H48ZM60 72H61V71H60ZM67 72H68V71H67ZM98 72H99V71H98ZM100 72H101V71H100ZM100 72H99V73H100ZM102 72H101V73H102ZM105 72H106V71H105ZM138 72H139V71H138ZM170 72H171V71H170ZM170 72L167 74V76H169V74H171ZM200 72H201V71H200ZM14 73H15V72H13V73H11V74H14ZM33 73H34V72H33ZM40 73H41V71H40ZM40 73H39L38 75H40ZM44 73H45V72H44ZM101 73H100V74H101ZM133 73H134V72H133ZM157 73H158V72H157ZM161 73H163V72H161ZM161 73H160V74H161ZM166 73H167V72H166ZM166 73H165V74H166ZM174 73L177 74V72H175V71H174ZM174 73L172 72V74H174ZM27 74H28V73H27ZM35 74H36V73H35ZM103 74H105V73H103ZM116 74H117V72H116ZM130 74H131V73H130ZM138 74H139V73H136V75H138ZM147 74H148V73H147ZM165 74H163V75H165ZM176 74H175V76H176ZM180 74H181V73H180ZM261 74H262V73H261ZM3 75H4V74H3ZM5 75H6V74H5ZM8 75H9V74H8ZM28 75H29V74H28ZM36 75H37V74H36ZM36 75H35V77H36ZM101 75H102V74H101ZM107 75H108V74H107ZM107 75H106V76H107ZM140 75H141V74H140ZM144 75H145V74H144ZM10 76H11V75H10ZM19 76H20V75H19ZM47 76H49V75H47ZM70 76H69V77H70ZM120 76H121V75H120ZM120 76H119V77H120ZM122 76H124V75H122ZM127 76H128V75H127ZM129 76H131V75H129ZM133 76H134V75H133ZM133 76H131V77H133ZM154 76L157 77V75H154ZM175 76H174V77H175ZM185 76H186V74H185ZM22 77H23V76H22ZM27 77H28V76H27ZM27 77H26V78H27ZM33 77H34V75H33ZM38 77H39V76H38ZM40 77H43V76H40ZM55 77H56V75H55ZM142 77H144V76H142ZM160 77H161V76H160ZM171 77H172V76L170 75L169 79H171ZM0 78H1V77H0ZM4 78H5V77L3 76V79H4ZM15 78H16V77H15ZM46 78H49V77H46ZM67 78H68V76H67V75L65 76V71H62V72L59 74V79H60L61 81L65 80V79H67ZM104 78H105V77H104ZM106 78L108 79L109 77H106ZM124 78H125V77H124ZM137 78H138V76H137ZM157 78H158V77H157ZM164 78H165V77H164ZM172 78H173V77H172ZM175 78H176V77H175ZM177 78H178V77H177ZM183 78H184V77H183ZM260 78H261V77H260ZM3 79H1V80H3ZM7 79H8V78H7ZM11 79H12V78H11ZM17 79H18V78H17ZM22 79H23V78H22ZM27 79H28V78H27ZM50 79H51V78H50ZM52 79H53V77H52ZM70 79H71V78H70ZM73 79H74V78H73ZM80 79H81V78H80ZM100 79H101V78H100ZM100 79H98V80H100ZM109 79H110V78H109ZM115 79H116V78H115ZM120 79H122V78L120 77ZM144 79H145V78H144ZM153 79H154V80H153V83H154V81H156L157 79H156L155 77H154ZM158 79H159V78H158ZM169 79L167 78V81H169ZM257 79H258V78H257ZM262 79H263V78H262ZM5 80H6V79H5ZM9 80H10V79H9ZM32 80L34 81V79H32ZM42 80H43V78H42ZM112 80H113V79H112ZM126 80H127V79H126ZM130 80H131V79H130ZM130 80H127V81H130ZM132 80H133V78H132ZM149 80L151 81L152 79H149ZM149 80H147V81H149ZM160 80H161V79H160ZM171 80H172V79H171ZM176 80H177V79H176ZM176 80H175V81H176ZM259 80H260V79H259ZM10 81H11V80H10ZM18 81H20V80L18 79ZM18 81H17V82H18ZM23 81H24V80H23ZM35 81H36V80H35ZM48 81H49V80H48ZM88 81H90V80H88ZM102 81H103V80H102ZM107 81H108V80H107ZM107 81H106V82H107ZM109 81H111V80H109ZM113 81H114V80H113ZM115 81H116V80H115ZM122 81H123V80H122ZM263 81H264V80H263ZM0 82H1V81H0ZM7 82H8V81H7ZM36 82H37V81H36ZM45 82H46V81H45ZM51 82H52V81H51ZM59 82H60V81H59ZM59 82H58V83H59ZM65 82H66V81H65ZM73 82H74V80H73ZM91 82H92V81H91ZM96 82H97V79H96ZM106 82H105V84H106ZM111 82H112V81H111ZM131 82H132V81H131ZM135 82H136V81H135ZM137 82H138V80H137ZM137 82H136V83H137ZM140 82L142 83V81L140 80V81L138 82V83H139V86H140V84H141ZM173 82H174V81H173ZM255 82H256V81H255ZM258 82H259V81H258ZM1 83H3V82H1ZM19 83H20V82H19ZM24 83H25V81H24ZM37 83H38V82H37ZM37 83H36V84H37ZM53 83H54V82H53ZM69 83H70V82H69ZM77 83H78V82H77ZM77 83H76V84H77ZM98 83H99V82H98ZM102 83H103V82H102ZM112 83H114V82H112ZM122 83H123V82H122ZM124 83L127 84L128 82L126 83V81H125ZM124 83H123V84H124ZM171 83H172V82H171ZM177 83H178V82H176V85H177ZM11 84H12V82H11ZM14 84H15V83H14ZM16 84H17V83H16ZM21 84H22V83H21ZM41 84H42V83H41ZM56 84H57V83H56ZM91 84H92V83H91ZM108 84H109V83H108ZM115 84H118V82H115ZM123 84H120V83H119L118 86H115L114 84H113L114 86H110V85H109V91H111V93H115V94H117V95L125 94V89H126V87H125ZM161 84H162V83H161ZM180 84H181V83H180ZM258 84H259V83H258ZM6 85H7V83H6ZM27 85H28V84H27ZM29 85H30V84H29ZM37 85H39V84H37ZM65 85H66V84H65ZM85 85H86V84H85ZM95 85H96V84H95ZM145 85H146V84H145ZM171 85H172V84H171ZM181 85H182V84H181ZM7 86H10V85L8 84ZM23 86H25V85H23ZM32 86H34V85H32ZM41 86H42V85H41ZM45 86H46V84H45ZM130 86H131V85H130ZM133 86H134V84L132 85V87H133ZM141 86H143V85L141 84ZM146 86L151 87L150 85H146ZM165 86H166V85H165ZM12 87H13V85H12ZM43 87H44V86H43ZM47 87H48V86H47ZM87 87H89V86H87ZM98 87H99V86H98ZM127 87H128V86H127ZM143 87H144V86H143ZM152 87H153V85H152ZM178 87H179V85H178ZM181 87H182V86H181ZM183 87H184V85H183ZM183 87H182V88H183ZM193 87L195 88V86H193ZM0 88H1V86H0ZM2 88H3V86H2ZM4 88H5V87H4ZM8 88H9V87H8ZM10 88H11V87H10ZM28 88H29V87H28ZM34 88H35V86H34ZM37 88H38V87H37ZM40 88H41V87H40ZM77 88H78V87H77ZM90 88H91V87H90ZM104 88H105V87H104ZM134 88H136V86H135ZM145 88H146V87H145ZM163 88H164V86H163ZM173 88L176 89V87H173ZM173 88H172V89H173ZM16 89H17V88H16ZM22 89H23V88H22ZM22 89H17V90H20V91H21ZM30 89H31V87H30ZM43 89H44V88H43ZM48 89H49V88H48ZM59 89H60V87H59ZM71 89H72V88H71ZM79 89H80V88H79ZM107 89H108V88H107ZM147 89H148V88H147ZM153 89L155 90V88H153ZM156 89H157V88H156ZM165 89H166V88H165ZM179 89H180V88H179ZM254 89H255V88H254ZM6 90H7V89H6ZM8 90H9V89H8ZM11 90H12V89H11ZM14 90H15V89H14ZM17 90H15V91H17ZM31 90H32V89H31ZM54 90H55V89H54ZM82 90H83V89H82ZM139 90L141 91L140 88H139ZM142 90H143V89H142ZM144 90H145V89H144ZM144 90H143V91H144ZM150 90H151V89H150ZM159 90H160V89H159ZM159 90H158V91H159ZM169 90H170V89H169ZM177 90H178V89H177ZM193 90H195V89H193ZM256 90H257V89H256ZM0 91H1V89H0ZM2 91H3V89H2ZM35 91H36V90H35ZM41 91H43V90L41 89ZM45 91H46V90H45ZM47 91H48V90H47ZM47 91L44 92V93H47ZM55 91H56V90H55ZM57 91H58V90H57ZM70 91H72V90H70ZM143 91H141V92H143ZM145 91H146V90H145ZM151 91H152V90H151ZM155 91H156V93H157V90H155ZM178 91H179V90H178ZM178 91H176V93H177ZM196 91H197V89H196ZM257 91H258V90H257ZM4 92H5V91H4ZM4 92H2V93H4ZM7 92H8V91H7ZM7 92H6V93H7ZM18 92H19V91H18ZM24 92H25V91H24ZM50 92H51V88H50ZM52 92H54V91H52ZM52 92H51V93H52ZM77 92H79V91H77ZM82 92H84V91H82ZM85 92H86V91H85ZM148 92H150V91H148ZM170 92H172V91H170ZM174 92H175V91H174ZM0 93H1V92H0ZM48 93H49V91H48ZM70 93H71V92H70ZM72 93H73V92H72ZM74 93H75V92H74ZM79 93H81V92H79ZM107 93H108V92H107ZM137 93H138V92H137ZM156 93H154V94L157 95ZM162 93H163V92H162ZM168 93H169V91H168ZM178 93H179V92H178ZM253 93H254V92H253ZM17 94H18V93H17ZM22 94H23V92L21 93V95H22ZM148 94H149V93H148ZM171 94L173 95V93H171ZM179 94H180V93H179ZM179 94H178V95H179ZM9 95H10V94H9ZM48 95H50V93H49ZM74 95H75V94H74ZM101 95H102V94H101ZM106 95H107V94H106ZM110 95H111V94H110ZM135 95H136V97H137V94H136V93H135ZM146 95H147V94H146ZM151 95H152V94H151ZM162 95H163V94H162ZM175 95H176V94H175ZM175 95H174V96H175ZM247 95H248V94H247ZM247 95H245V96H247ZM4 96H5V95H4ZM7 96H8V95H7ZM12 96H13V95H12ZM19 96H20V95H19ZM43 96H44V95H43ZM59 96H60V95H59ZM111 96H113V95H111ZM123 96H124V95H123ZM142 96H143V95H142ZM152 96H153V95H152ZM163 96H164V95H163ZM167 96H169V95H167ZM20 97H21V96H20ZM25 97H27V96H25ZM101 97H102V96H101ZM117 97H118V96H117ZM143 97H144V96H143ZM0 98H1V97H0ZM2 98H3V97H2ZM4 98H5V97H4ZM12 98H13V97H12ZM12 98H11V100H12ZM40 98H41V97H40ZM44 98H45V97H44ZM57 98H59V97H57ZM76 98H78V97L76 96ZM109 98H110V96H109ZM125 98H126V97H125ZM137 98H138V97H137ZM146 98H148V97H146ZM158 98H159V97H158ZM166 98H167V97H166ZM46 99H47V98H46ZM59 99H60V98H59ZM97 99H98V98H97ZM111 99H113V97H112ZM150 99H151V96H150ZM159 99H160V98H159ZM175 99H176V98H175ZM0 100H1V99H0ZM2 100H3V99H2ZM4 100H6V99H4ZM4 100H3V101H4ZM14 100H15V103H16L17 99H14ZM27 100H28V99H27ZM49 100H50V99H49ZM73 100H74V99H73ZM113 100H114V99H113ZM142 100H143V99H142ZM144 100H145V99H144ZM244 100H245V99H244ZM3 101H1V102L3 103ZM18 101H19V98H18ZM18 101H17V103H18ZM47 101H48V100H47ZM61 101H62V100H61ZM118 101H119V100H118ZM5 102H6V101H5ZM5 102H4V103H5ZM9 102H10V100H9ZM12 102H13V101H12ZM54 102H55V101H54ZM103 102H104V101H103ZM108 102H109V101H108ZM110 102H111V101H110ZM215 102H216V101H215ZM244 102H245V101H244ZM52 103H53V102H52ZM56 103H57V102H56ZM77 103H78V102H77ZM117 103H118V102H117ZM178 103H179V102H178ZM206 103H207V102H206ZM250 103H251V102H250ZM250 103H249V104H250ZM9 104H10V103H9ZM13 104H14V103H13ZM18 104H19V103H18ZM78 104H79V103H78ZM81 104H82V103H81ZM109 104H110V103H109ZM208 104H209V102H208ZM215 104H216V103H215ZM249 104H248V105H249ZM5 105H6V106H9L8 104H5ZM25 105H26V104H25ZM52 105H53V104H52ZM79 105H80V104H79ZM170 105H171V104H170ZM173 105H174V104H173ZM177 105H178V104H177ZM209 105H210V104H209ZM219 105H220V103H219ZM221 105H222V104H221ZM16 106H19V105H16ZM23 106H24V105H23ZM54 106H55V105H54ZM135 106H136V105H135ZM181 106H182V105H181ZM0 107H1V106H0ZM11 107H12V106H11ZM50 107H51V106H50ZM130 107H131V106H130ZM215 107H216V105H215ZM218 107H219V106H218ZM218 107H216V109H217ZM8 108H9V107H8ZM15 108H16V107H15ZM78 108H80V107H78ZM123 108H124V107H123ZM133 108H134V107H133ZM136 108H137V107H136ZM155 108H156V107H155ZM179 108H181V107H179ZM183 108H184V107H183ZM13 109H14V108H13ZM17 109H19V111H20V109H21L20 106H19V108L17 107ZM173 109H174V108H173ZM209 109H210V108H209ZM14 110H16V109H14ZM66 110H67V109H66ZM85 110H86V109H85ZM127 110L129 111V109H127ZM175 110H176V107H175ZM177 110H178V109H177ZM182 110H184V109H182ZM12 111H13V110H12ZM16 111H17V110H16ZM16 111H15V113H16ZM28 111H30V110H28ZM57 111H58V110H57ZM70 111H71V110H70ZM173 111H174V110H173ZM204 111L206 112V110H204ZM209 111H210V110H209ZM212 111H213V110H211V112H212ZM47 112H48V111H47ZM67 112H68V111H67ZM71 112H72V111H71ZM124 112H125V111H124ZM129 112L133 113L132 110L129 111ZM183 112H185V111H183ZM216 112H217V111H216ZM216 112H215V113H216ZM252 112H253V111H252ZM12 113H13V112H12ZM35 113H36V112H35ZM35 113H34V114H35ZM65 113H66V111H65ZM75 113H77V112H75ZM89 113H90V112H89ZM126 113H128V112L126 111ZM126 113H125V114H126ZM178 113H179V112H178ZM255 113H256V112H255ZM210 114H211V113H210ZM8 115H10V114H8ZM116 115H118V114H116ZM182 115H183V114H182ZM214 115H215V114H214ZM214 115H213V116H214ZM216 115H217V113H216ZM1 116H2V115H1ZM21 116H22V115H21ZM185 116H186V114H185ZM193 116H194V115H193ZM134 117H135V112H134ZM191 117H192V116H191ZM2 118H4V117L2 116ZM6 118H7V117H6ZM186 118H187V117H186ZM4 119H5V118H4ZM4 119H3V120H4ZM47 119H48V118H47ZM47 119H46V121H47ZM56 119H57V118H56ZM87 119H88V118H87ZM19 120H20V119H19ZM19 120H18V122H19ZM48 120H49V119H48ZM52 120H53V119H52ZM187 120H188V119H187ZM195 120H196V118H195ZM212 120H213V119H212ZM0 121H2L1 118H0ZM54 121H55V120H54ZM67 121H68V120H67ZM88 121H89V119H88ZM3 122H6V121H3ZM68 122H69V121H68ZM72 122H73V120H72ZM78 122H79V121H78ZM125 122H126V121H125ZM208 122H209V121H208ZM79 123H80V122H79ZM188 123H190V120L186 122V124H188ZM196 123H197V122H196ZM205 123H206V122H205ZM210 123H211V121H210ZM210 123H209V124H210ZM75 124H76V123L72 124V126H73V125L75 126ZM91 124H92V123H91ZM190 124H191V123H190ZM81 125H82V124H81ZM84 125H86V124H84ZM204 125H205V124H204ZM213 125H214V123H213ZM2 126H3V125H2ZM7 126H8V125H7ZM76 126H77V124H76ZM76 126H75V127H76ZM82 126H83V125H82ZM89 126L91 127V125H89ZM147 126H148V125H147ZM173 126H174V125H173ZM188 126H189V125H188ZM188 126L186 127L187 130H188ZM193 126H194V124H193ZM193 126H192V127H193ZM5 127H6V126H5ZM5 127H4V128H5ZM84 127H85V126H84ZM87 127H88V126H87ZM192 127H190V128H192ZM201 127H202V126H201ZM213 127H214V126H213ZM6 128H7V127H6ZM58 128H59V127H58ZM61 128H62V127H61ZM70 128H71V127H70ZM94 128H95V127H94ZM172 128H173V127H172ZM190 128H189V129H190ZM195 128H196V127H195ZM195 128H194V130H195ZM7 129H8V128H7ZM59 129H60V128H59ZM77 129L79 130L78 127H77ZM86 129H87V128H86ZM170 129H171V128H170ZM175 129H177V128H175ZM178 129H179V128H178ZM183 129H184V128H183ZM192 129H193V128H192ZM46 130H47V129H46ZM65 130H66V129H65ZM71 130H72V129H71ZM78 130H77V131H78ZM179 130H181V128H180ZM179 130H177V131L179 132ZM7 131H8V130H7ZM32 131H33V130H32ZM47 131H48V130H47ZM62 131H64V130H62ZM66 131H67V130H66ZM73 131H74V130H73ZM77 131H76V134H79V132L77 133ZM80 131H81V130H80ZM82 131H83V130H82ZM92 131H94V130H92ZM172 131H173V130H172ZM197 131H199V130L197 129ZM197 131H195V133H196ZM9 132H10V131H9ZM35 132H36V131H35ZM184 132H185V131H184ZM186 132H187V131H186ZM84 133H85V132H84ZM172 133H173V132H172ZM197 133H198V132H197ZM197 133H196V134H197ZM3 134H4V133H3ZM5 134H6V132H5ZM5 134H4V135H5ZM11 134H14V133L11 132ZM36 134H37V133H36ZM48 134H49V133H48ZM50 134L52 135L51 132H50ZM50 134H49L48 136H50ZM54 134H55V133H54ZM67 134H71V133L68 132ZM87 134H88V133H87ZM91 134H92V133H91ZM159 134H160V133H159ZM162 134L164 135L163 132H162ZM179 134H181V132H180ZM0 135H2V133H0ZM37 135H38V134H37ZM93 135H94V134H93ZM175 135H176V132H175ZM184 135H186V133L183 134V136H184ZM5 136H6V135H5ZM94 136H95V135H94ZM165 136H166V134H165ZM165 136H164V137H165ZM173 136H174V135H173ZM196 136H197V135H196ZM73 137H74V136H73ZM160 137H161V136H160ZM178 137H179V136H178ZM178 137H177V138H178ZM5 138H7V137H5ZM49 138H51V137H49ZM95 138H96V137H95ZM97 138H98V137H97ZM99 138H100V137H99ZM154 138L156 139V136H155ZM161 138H162V137H161ZM166 138H168V135L166 136ZM166 138H165V140H166ZM177 138H176V139H177ZM183 138H184V137H183ZM183 138L181 137L182 140H183ZM188 138H189V137H188ZM200 138H201V137H200ZM3 139H4V138H3ZM15 139H16V138H15ZM33 139H34V138H33ZM57 139H58V137H57ZM159 139H160V138H159ZM179 139H180V137H179ZM181 139L178 140V142L182 141ZM189 139H190V138H189ZM4 140H5V139H4ZM73 140H74V139H73ZM91 140H92V139H91ZM149 140H150V139H149ZM184 140H185V138H184ZM192 140L194 141V139H192ZM1 141H3V140H1ZM7 141H8V139H7ZM15 141H16V140H15ZM18 141H19V140H18ZM20 141H23V140H20ZM31 141H32V140H31ZM34 141H36V140H34ZM34 141H33V142H34ZM47 141H49V140H47ZM64 141H66V140H64ZM93 141H95V140H93ZM167 141H168V139H167ZM169 141H172V139H171V140L169 139ZM175 141H176V140L174 139L172 142H175ZM187 141H188V140H187ZM197 141H199V140H197ZM200 141H201V140H200ZM16 142H17V141H16ZM172 142H171V144H172V146L175 145V146H174L175 148H176L177 145L179 144V143L176 141V142L174 143V145H173ZM185 142H186V141H185ZM194 142H196V141H194ZM203 142H204V141H203ZM0 143H1V142H0ZM37 143H38V142H37ZM45 143H46V142H45ZM61 143H63V142L61 141ZM176 143H177V145H176ZM196 143H197V142H196ZM198 143H201V142H198ZM1 144H2V143H1ZM3 144H4V143H3ZM17 144H18V143H17ZM38 144H39V143H38ZM70 144H71V143H70ZM149 144H151V143H149ZM153 144H155V143H153ZM162 144H163V143H162ZM181 144L184 146L183 142H182ZM185 144H186V143H185ZM192 144H193V143H192ZM6 145H7V144H6ZM24 145H25V144H24ZM26 145H27V144H26ZM33 145H35V143H34ZM45 145H47V144H45ZM48 145H49V144H48ZM157 145H158V143H157ZM157 145H156V146H157ZM160 145H161V144H160ZM182 145H181V146H182ZM188 145H189V142H188ZM193 145H195V144H193ZM200 145H202V144H200ZM1 146H3V145H1ZM20 146H21V145H19V147H20ZM30 146H32V143L30 144ZM36 146H38V145H36ZM51 146H52V145L49 146V149L51 148ZM83 146H84V145H83ZM83 146H82V147H83ZM150 146H151V145H150ZM152 146H154V145H152ZM165 146H168V145H165ZM165 146H164V147H165ZM181 146H180V147H181ZM195 146H197V144H196ZM203 146H205V145H203ZM23 147H24V146H23ZM55 147H57V146H55ZM99 147H100V146H99ZM157 147H160V146H157ZM157 147H156V148H157ZM169 147H171V146H169ZM169 147H168V148L165 147V148H166V152L169 150ZM174 147H172V148H174ZM180 147H179V146L177 147L178 150H180V149H179ZM185 147H187V146L185 145ZM199 147H200V146H199ZM14 148H15V147H14ZM20 148H21V147H20ZM29 148H30V147H29ZM31 148H32V147H31ZM31 148H30V149H31ZM35 148H36V147H35ZM151 148H152V147H151ZM175 148H174V149H175ZM204 148H206L205 151H207V146L204 147ZM27 149H28V148H26L25 150H27ZM30 149H29V150H30ZM37 149H38V147H37ZM57 149H58V148H57ZM57 149H56V150H57ZM81 149H82V148H81ZM163 149H164V148H163ZM183 149H184V148H183ZM186 149L188 150V147L185 148V150H186ZM0 150H2V149H0ZM111 150H112V149H111ZM158 150H159V149H158ZM164 150H165V149H164ZM178 150H177V151H178ZM181 150H182V147H181ZM185 150H184V151H185ZM226 150H227V149H226ZM20 151H21V150H20ZM20 151H19V152H20ZM22 151H23V150H22ZM22 151H21L20 153H22ZM85 151H87V147H86V150H85ZM98 151H99V150H97V152H98ZM102 151H103V150H102ZM156 151H157V150H156ZM159 151H160V150H159ZM161 151H162V150H161ZM13 152H15V151H13ZM16 152H17V150H16ZM16 152H15V153H16ZM29 152H30V151H29ZM31 152H32V151H31ZM33 152H34V151H33ZM37 152H38V151H37ZM39 152H41V151L39 150ZM39 152H38V154H39ZM57 152H58V151H57ZM57 152H56V153H57ZM83 152H84V151H83ZM114 152H115V151H114ZM117 152H118V151H117ZM149 152H150V151H149ZM157 152H158V151H157ZM157 152H156V154H157ZM162 152H163V151H162ZM162 152H161V154H163ZM168 152H170V150H169ZM171 152H173V151H171ZM5 153H6V151H5ZM7 153H8V152H7ZM11 153H12V152H11ZM45 153H47V150H46ZM88 153H89V152H88ZM111 153H113V152H111ZM150 153H151V152H150ZM174 153H175V152H174ZM174 153H173V154H174ZM177 153H180V152L178 151ZM206 153L208 154V152H206ZM13 154H14V153H13ZM16 154H17V153H16ZM49 154H50V153H49ZM54 154H55V153H54ZM59 154H60V153L58 152L57 155L59 156ZM90 154H91V152H90ZM90 154H89V155H90ZM164 154H165V153H164ZM185 154H186V152H185ZM3 155H4V154H3ZM3 155H2V157H3ZM10 155H12V154H10ZM18 155H19V153H18ZM28 155H29V154H28ZM34 155H35V154H34ZM47 155H48V154H47ZM47 155H46V156H47ZM51 155H52V154H51ZM86 155H87V153H86ZM92 155H93V154H92ZM92 155H91V156H92ZM153 155H155V154H153ZM208 155H209V154H208ZM21 156H22V155H21ZM40 156H42V155H40ZM52 156H55V155H52ZM91 156H90V157H91ZM96 156H97V155H96ZM99 156H100V155H99ZM118 156H120V155H118ZM118 156H117V157H118ZM147 156H148V155H147ZM158 156H159V154H157L156 158H158ZM180 156H181V155H180ZM182 156H183V155H182ZM4 157H5V156H4ZM8 157H9V156H8ZM67 157H68V156H67ZM93 157H94V156H93ZM100 157H101V156H100ZM110 157H111V156H110ZM131 157H132V156H131ZM210 157H211V155H210ZM225 157H226V156H225ZM21 158H22V157H20V159H21ZM46 158H47V157H46ZM53 158H54V157H51L50 159H53ZM101 158H102V157H101ZM101 158H100V159H101ZM133 158H134V157H133ZM226 158H227V157H226ZM6 159H7V158H6ZM48 159H49V158H48ZM55 159H56V161H59V160H60V156H59V160L57 159V157H56ZM85 159H86V158H85ZM90 159H91V158H90ZM123 159H124V158H123ZM128 159H129V158H127V160H128ZM13 160H14V159H13ZM24 160H25V159H24ZM26 160H27V159H26ZM45 160H46V159H45ZM78 160H79V159H78ZM91 160L93 161V160H95V159L92 158ZM117 160H119V159H117ZM120 160H121V158H120ZM141 160H142V159H141ZM143 160H144V159H143ZM159 160H160V158L158 159V162H159ZM161 160H163L162 157H161ZM161 160H160V162H161ZM167 160H168V158H167ZM3 161H4V160H3ZM18 161L20 162V160H18ZM64 161H65V160H64ZM96 161H97V160H96ZM100 161H101V160H100ZM115 161H116V160H115ZM128 161H129V160H128ZM131 161H132V158H131ZM163 161H164V160H163ZM170 161L172 162V160H170ZM0 162H1V159H0ZM8 162H9V161H8ZM25 162H26V161H25ZM53 162H54V161H53ZM53 162H52V163H53ZM76 162H77V161H76ZM93 162H94V161H93ZM111 162H112V161H111ZM120 162H121V161H120ZM120 162H118V163L120 164ZM123 162H124V160H123ZM126 162H127V161H126ZM137 162H138V161H137ZM160 162H159V163H160ZM3 163H4V162H3ZM57 163H58V162H57ZM61 163H62V162H61ZM70 163H71V162H70ZM90 163H91V161H90ZM97 163L99 164V162H97ZM104 163H105V162H104ZM107 163H108V162H107ZM109 163H110V162H109ZM133 163H134V162H133ZM139 163H141V162H139ZM152 163H153V161H152ZM13 164H14V163H13ZM21 164H22V163H20V166H22ZM54 164H56V163H54ZM72 164H73V163H72ZM98 164H96V165H98ZM123 164H124V163H122V165H123ZM125 164H126V163H125ZM137 164H138V163H137ZM137 164H136V165H137ZM142 164H144V163H141V164H139V165L141 166ZM168 164H169V163H168ZM67 165H69L68 162H67L66 164L62 163L60 166H58L59 168L56 169V171H57V175H58V178H59V181H61L62 183H64V182H65V179H66V178H65V172L67 171V170H66L67 167H68ZM75 165H76V164H74V166H75ZM92 165H95V164L93 163ZM103 165H106V164H103ZM103 165H102V166L100 165L101 168L103 167ZM127 165H128V164H127ZM146 165L148 166V164H146ZM149 165H150V164H149ZM2 166H3V164H2ZM18 166H19V165H18ZM20 166H19V167H20ZM25 166H27V165L25 164ZM29 166H30V165H29ZM31 166H33V164H32ZM71 166H72V165H71ZM77 166H78V168H79V165H77ZM87 166H88V165H87ZM100 166L98 165L99 168L95 166V167H96V171H97V168H98V171L101 169ZM118 166H120V168H121V165H118ZM164 166H165V165H164ZM168 166H169V165H168ZM9 167H10V166H9ZM54 167H55V166H54ZM72 167H73V166H72ZM95 167H94V168H95ZM17 168H18V167H17ZM21 168H22V167H21ZM55 168H57V167H55ZM74 168H75V167H74ZM76 168H77V167H76ZM76 168H75V169H76ZM78 168L76 169V171L78 170V173H75V174H78V176H79V174H80V175L82 174V173H81V172L83 171L82 169H85V168H87V167L85 166V168H82V169H81L82 171H79ZM89 168H91L90 165H89V167H88V169H87L88 171H90ZM92 168H93V166H92ZM92 168H91V169H92ZM94 168H93V169H94ZM104 168H105V166H104ZM104 168H102V169H104ZM109 168H112V167H109ZM109 168L107 167L108 170H109ZM115 168H117V166H114V169H115ZM118 168H119V167H118ZM118 168H117V170H119ZM129 168H130V167H129ZM137 168H138V166H137ZM139 168H140V167H139ZM139 168H138V169H139ZM144 168H145V166L142 167V171H143ZM147 168H148V167H147ZM223 168L225 169L226 167H223ZM223 168H220V169L223 170ZM13 169H14V168H13ZM123 169H124V168H123V166H122V168H121L120 170L123 171ZM135 169H136V167H135ZM135 169H132V170H135ZM138 169H136V170H138ZM24 170H25V169H24ZM24 170H23V171H24ZM35 170H38V169H35ZM70 170H71V167H70ZM70 170H69L68 173H70V172L72 173V171H74V169H72L71 171H70ZM94 170H95V169H94ZM94 170H91V171L94 173ZM108 170H107V171H108ZM126 170H127V169H125V171H126ZM139 170H140V169H139ZM139 170H138V171H139ZM146 170H147V169H146ZM10 171H11V170H10ZM12 171H13V170H12ZM14 171H15V170H14ZM33 171H34V170H33ZM88 171H87V172H88ZM98 171H97V172H98ZM102 171H103V170H102ZM102 171H100V172H102ZM105 171H106V170H105ZM105 171H103V173H104ZM109 171H110V170H109ZM113 171H114V170H113ZM128 171H131V170L128 169ZM138 171H137V173H138ZM20 172H21V171H20ZM34 172H35V171H34ZM79 172H80V173H79ZM83 172H85V170H84ZM132 172H133V171H132ZM225 172H226V170H225ZM4 173H5V172H4ZM32 173H33V172H32ZM66 173H67V172H66ZM93 173H92V176L95 175V173H94V175H93ZM98 173H99V172H98ZM111 173H112V172H111ZM119 173H120V172H119ZM123 173H124V172H123ZM123 173H122V174H123ZM1 174H2V173H1ZM21 174H22V173H21ZM54 174H55V173H54ZM72 174H73V173H72ZM85 174H87V173H85ZM85 174H84V175H85ZM105 174H106V175H105L106 177H103V176H102V178H106V179H107V177H108V178L110 179V178L112 177V176H111V177H110V176H107L108 172L105 173ZM133 174H134V172H133ZM2 175H3V174H2ZM9 175H10V174H9ZM70 175H71V174H70ZM73 175H74V174H73ZM90 175H91V173H90ZM90 175H89V176H90ZM97 175H101V174H97ZM112 175H113V174H112ZM124 175H125V174H124ZM130 175H131V173H130ZM136 175H138V174H136ZM7 176H8V175H7ZM10 176H11V175H10ZM86 176H87V175H86ZM86 176L84 177L85 179L88 178V177L86 178ZM92 176H91V177H92ZM113 176H114V175H113ZM122 176H123V175H122ZM134 176H135V175H134ZM140 176H141V175H140ZM69 177H70V176H69ZM80 177H81V176H80ZM91 177H89V178H91ZM94 177H95V176H94ZM98 177H99V176H98ZM98 177H97V178H93V177H92V178H93V179H97V182H98L99 179H101V178L98 179ZM136 177H137V176H136ZM9 178H10V177H9ZM21 178H22V177H21ZM24 178H25V177H24ZM39 178H40V176H39ZM43 178H44V177H43ZM55 178H56V177H55ZM116 178H118V177H116ZM126 178H127V177H126ZM0 179H1V178H0ZM3 179H4V178H3ZM6 179H7V178H6ZM69 179H71V178H69ZM74 179H75V178H74ZM74 179H71V180H74ZM81 179H82V178H81ZM122 179H123V178H122ZM57 180H58V179H57ZM57 180H55V181H57ZM77 180H78V177H77ZM83 180H84V179H82V181H83ZM88 180H89V179H88ZM102 180L104 181L105 179H102ZM123 180H124V179H123ZM1 181H2V183H3V180H1ZM4 181H5V180H4ZM12 181H13V179H12ZM14 181H15V180H14ZM22 181H23V180H22ZM43 181H44V180H43ZM68 181H69V180H68ZM68 181H67V183H68ZM82 181H81V182H82ZM90 181H91V180H90ZM93 181H94V180H92V182H93ZM103 181H102V182H103ZM108 181H109V180L107 179V182H108ZM118 181H119V178H118ZM124 181H125V180H124ZM127 181H129V180H127ZM28 182H29V181H28ZM44 182H45V181H44ZM83 182H84V181H83ZM83 182H82V183H83ZM86 182H87L86 184H89V183H88L89 181H86ZM92 182H91V183H92ZM100 182H101V181H100ZM113 182H114V181H113ZM115 182H116V180H115ZM129 182H130V181H129ZM129 182H128V183H129ZM6 183H7V182H6ZM9 183H10V182H8V184H9ZM34 183H36V182H34ZM37 183H38V182H37ZM65 183H66V182H65ZM110 183H111V182H110ZM110 183H109V184H110ZM142 183H143V182H142ZM3 184H4V183H3ZM3 184H2V185H3ZM22 184H23V183H22ZM29 184H30V183H29ZM31 184H32V182H31ZM72 184H75V182L72 183ZM84 184H85V183H84ZM103 184H105V183H103ZM109 184H108V186H109ZM111 184H112V183H111ZM117 184H118V183H117ZM130 184H131V183H130ZM0 185H1V184H0ZM2 185H1V188H2ZM9 185H10V184H9ZM38 185H39V184H38ZM44 185H46V184H44ZM68 185H69V184H68ZM89 185H91V184H89ZM93 185H94V183H93ZM115 185H116V184H115ZM119 185H121V184H119ZM3 186H4V185H3ZM7 186H8V185H7ZM12 186H13V185H12ZM12 186H10V188H11ZM28 186H29V185H28ZM30 186H31V185H30ZM36 186H37V185H36ZM39 186H41V185H39ZM39 186L36 187V190H37V189H40V190H41V187L38 188ZM63 186H64V185H63ZM66 186H67V185H66ZM72 186H73V185H72ZM91 186H92V185H91ZM100 186H101V185H100ZM106 186H107V185H106ZM123 186H124V185H123ZM125 186H127V185H125ZM132 186H133V185H132ZM145 186H146V185H145ZM5 187H6V186H5ZM22 187H23V185H22ZM48 187H49V186H48ZM61 187H62V186H61ZM68 187H69V186H68ZM68 187H67V188H68ZM77 187H79L78 184H77ZM93 187H94V186H93ZM113 187H114V186H113ZM113 187H112V189H113ZM116 187H117V186H116ZM120 187H122V186H120ZM149 187H150V186H149ZM13 188H16V191H18L21 187H20L18 190H17V187H16V186H14ZM24 188H25V187H24ZM26 188L29 189L28 187H26ZM30 188H31V187H30ZM33 188H34V186H33ZM33 188H31V190H32ZM46 188H47V187H46ZM50 188H51V187H50ZM50 188H48V189H50ZM73 188H74V187H73ZM82 188H84L83 185H82ZM85 188H86V187H85ZM85 188H84V189H85ZM88 188H89V187H88ZM102 188H104V187H102ZM105 188H106V187H105ZM105 188H104V189H105ZM130 188H131V186L129 187V189H130ZM51 189H52V188H51ZM51 189H50V190H51ZM71 189H72V188H71ZM74 189H76V188H74ZM79 189H80V188H79ZM79 189H78V190H79ZM84 189H83V192H84ZM99 189H100V187H99ZM110 189H111V188H110ZM117 189L119 190V186H118ZM145 189H146V188H145ZM34 190H35V189H34ZM69 190H70V188H69ZM78 190H77V191H78ZM90 190H92V187L90 188ZM108 190H109V189H108ZM118 190L115 189L114 191L117 192ZM121 190H122V189H121ZM121 190H119L118 193H119ZM124 190H125V189H124ZM124 190H123V191H124ZM127 190H128V189H127ZM130 190H131V189H130ZM130 190H129V191H130ZM0 191H1V189H0ZM7 191H8V189H6V191H4V193L7 192ZM13 191H14V193H15V190H13ZM13 191L11 190V192H13ZM22 191H23V190H22ZM38 191H39V190H38ZM45 191H46V190H45ZM48 191H49V190H48ZM48 191H47V193L50 194V193H49L50 191H49V192H48ZM55 191H56V190H55ZM55 191H54V192H55ZM77 191H76V192H77ZM111 191H113V190H111ZM129 191H128V192H129ZM24 192H25V191H23V193H24ZM28 192H30V190H28ZM28 192H27V193H28ZM51 192H53V191H51ZM74 192H75V191H74ZM87 192H88V191H87ZM87 192H85V194H87ZM151 192H154V191H151ZM14 193H13V195L15 196L16 193H15V194H14ZM18 193L20 194L21 192L18 191ZM39 193H41V192H39ZM55 193H57V194H55ZM55 193H54V194L56 195V198H57L58 192H55ZM78 193H79V191H78ZM80 193H81V192H80ZM97 193H99V192H97ZM97 193H95V194H97ZM109 193H110V192H109ZM0 194H1V193H0ZM19 194H18V195H19ZM25 194H26V192L24 193V195H25ZM32 194H33V193H32ZM32 194H31L30 196H37V195H32ZM48 194H47V196H48ZM88 194H89V193H88ZM154 194H155V193H154ZM6 195L8 196L9 193L6 194ZM10 195H11V194H10ZM20 195H21L22 197H21V196H18V197H21L20 199H21V201H22V200H24L23 197H25V198L27 199V196H28L29 194L26 195V196H23V194H20ZM68 195H69V193H68ZM82 195H83V193H82ZM105 195H106V194H105ZM111 195H112V194H111ZM114 195H115V194H114ZM120 195H121V194H120ZM124 195H125V193H124ZM1 196H3V195H1ZM4 196H5V194H4ZM7 196H6V197H7ZM16 196H17V195H16ZM42 196H44V195H42ZM74 196H75V195H74ZM83 196H84V195H83ZM100 196H101V195H100ZM108 196H109L108 199H110V194H108ZM234 196H235V195H234ZM58 197H59V196H58ZM75 197H76V196H75ZM87 197H88V196H87ZM97 197H98V196H97ZM97 197H96V199H97ZM101 197H102V196H101ZM104 197H105V196H104ZM159 197H160V196H159ZM22 198H23V199H22ZM28 198H29V196H28ZM32 198H33V197H32ZM32 198L30 197L29 200L31 201V200L34 199V198H33V199H32ZM41 198H42L41 200H42V203H43V200H44V199H43V197H41ZM45 198H46V197H45ZM53 198H54V197H53ZM112 198H113V197H112ZM156 198H157V197H156ZM11 199H12V198H11ZM35 199H36V197H35ZM46 199H47V198H46ZM48 199H50V198L48 197ZM116 199H117V198H116ZM160 199H161V197H160ZM13 200H14V199H13ZM16 200H17V199H16ZM18 200H19V199H18ZM36 200H40V197H39V199H36ZM59 200H60V199H59ZM114 200H115V198H114ZM130 200H131V199H130ZM184 200H185V199H184ZM3 201H4V200H3ZM3 201H2V203H3ZM5 201H6V200H5ZM25 201H26V200H25ZM33 201H35V200H33ZM48 201H49V200H48ZM78 201H79V200H78ZM86 201H87V200H86ZM101 201L103 202L102 199H101ZM108 201H109V200H108ZM126 201H127V200H126ZM11 202H12V201H11ZM17 202H18V201H17ZM22 202H23V201H22ZM40 202H41V201H40ZM40 202H39V203H40ZM62 202H63V201H61V203H62ZM88 202H90V200L87 201V203H88ZM91 202H93V201H91ZM94 202H95V201H94ZM102 202H101V204H102ZM164 202H165V201H164ZM237 202L239 203L240 201H237ZM4 203H5V202H4ZM6 203H7V202H6ZM23 203H24V202H23ZM23 203H22V204H23ZM26 203H27V205H28L29 201H27ZM34 203L36 204V203H38V202H32L33 205H35ZM39 203H38V204H39ZM44 203H45V201H44ZM50 203H51V202H50ZM77 203H78V202H77ZM80 203H81V202H80ZM82 203H83V202H82ZM95 203H96V202H95ZM99 203H100V201H98V204H99ZM104 203H105V202H103V204H104ZM106 203H107L106 206H108V202H106ZM114 203H115V202H114ZM166 203H167V202H166ZM13 204H14V203H13ZM17 204H20V200H19V203H17ZM32 204H31V207L33 206ZM46 204H47V203H45V207H46ZM52 204H53V203H52ZM62 204H63V203H62ZM116 204H117V203H116ZM116 204H115V205H116ZM180 204H181V203H180ZM6 205H7V204H6ZM6 205H4V206H6ZM11 205H12V204H11ZM23 205H24V204H23ZM23 205H22V206H23ZM39 205H40V204H39ZM42 205H43V204H42ZM49 205H50V204H49ZM57 205H58V204H57ZM83 205H84V204H83ZM185 205H186V204H185ZM235 205H236V204H235ZM237 205H238V204H237ZM2 206H3V204H2ZM13 206H14V205H12V207H13ZM17 206H18V205H17ZM19 206H21V205H19ZM22 206H21V208H22ZM25 206H26V204L24 205V208H25ZM29 206H30V204H29L27 207L29 208ZM43 206H44V205H43ZM47 206H48V205H47ZM66 206H67V205H66ZM93 206H94V204H93ZM109 206H110V205H109ZM167 206H168V205H167ZM177 206H178V205H177ZM15 207H16V205H15ZM15 207H14V208H15ZM36 207H37V205H36ZM39 207H41V206H39ZM57 207H58V206H57ZM64 207H65V206H64ZM67 207H68V206H67ZM67 207H65V208H67ZM96 207H97V206H96ZM98 207H99V206H98ZM98 207H97V208H98ZM188 207H189V205H188ZM14 208H13V209H14ZM18 208H19V207H18ZM18 208L16 207V209H18ZM24 208H23V211H22V212L25 211V213H26V210H25L26 208H25V209H24ZM49 208H50V207H49ZM52 208H53V206H52ZM108 208H109V207H108ZM165 208H166V207H165ZM184 208H186V207L184 206L182 209H184ZM196 208H197V207H196ZM30 209H31V208H30ZM32 209H33V210H36V209L33 208V207H32ZM37 209L39 210V208H37ZM56 209H57V208H56ZM8 210H9V209H8ZM27 210H29V209H27ZM33 210H32V211H33ZM42 210H43V209H42ZM46 210H48V209H46ZM62 210H63V208H62ZM87 210H88V209H87ZM98 210H99V209H98ZM108 210H109V209H108ZM111 210H112V209H111ZM170 210H171V209H170ZM170 210H168V211H170ZM175 210H176V209L172 210L171 212H174ZM178 210H179V209H178ZM180 210H181V209H180ZM194 210H195V209H194ZM1 211H2V210H1ZM5 211H6V210H5ZM19 211H20V209H19ZM39 211H41V209H40ZM39 211H37V212H39ZM48 211H50V210H48ZM79 211H81V210H79ZM99 211L101 212V209H100ZM113 211H114V210H113ZM182 211H183V210H182ZM184 211H185V210H184ZM189 211H193V210H189ZM189 211H188V212H189ZM8 212H9V211H8ZM27 212H28V211H27ZM34 212H36V211H34ZM45 212H46V211H45ZM45 212H44V213H45ZM51 212H53V211L51 210ZM110 212H112V211H109V212H107V213H110ZM176 212H177V210H176ZM1 213H2V212H1ZM42 213H43V212H42ZM58 213H60V212H58ZM61 213H62V212H61ZM63 213H65V212H63ZM79 213H80V212H79ZM82 213H83V212H82ZM86 213H87V212H86ZM104 213H105V212H104ZM177 213H178V212H177ZM179 213H181V211H180ZM192 213H193V212H192ZM211 213H212V212H211ZM216 213H217V211H216ZM4 214H5V212H4ZM33 214L35 215V213H33ZM38 214H39V213H38ZM38 214H37V215H38ZM47 214H49V213H47ZM172 214H173V213H172ZM188 214H189V213H188ZM188 214H187V216H188ZM194 214H195V213H194ZM199 214H200V213H199ZM199 214H197V216H198ZM20 215H21V214H20ZM22 215H23V213H22ZM25 215H26V214H25ZM25 215H24V216H25ZM29 215H30V214H29ZM34 215H33V216H34ZM40 215L42 216V214H40ZM44 215H45V214H44ZM53 215H54V214H53ZM55 215H56V212H55ZM65 215H66V214H65ZM70 215H71V213H69V216H70ZM101 215H102V214H101ZM101 215H100V216H101ZM173 215L176 216V213L174 212ZM180 215L183 216L184 214H183V215H182V214H179L178 217H180ZM189 215H191V214H189ZM192 215H193V214H192ZM192 215H191V216H192ZM2 216H3V213H2ZM8 216H9V215H8ZM31 216H32V215H31ZM41 216L38 218V220H39V219L41 220ZM57 216H58V215H56V217H53V218L55 219V218H57ZM72 216H73V215H71V217H72ZM95 216H96V214H95ZM104 216H105V214H104ZM187 216H186V217H187ZM191 216H189V217H191ZM202 216H204V215H202ZM42 217L44 218V216H42ZM49 217H50V216H49ZM49 217H48V218H49ZM58 217H59V216H58ZM61 217H62V216H61ZM79 217H80V216H79ZM108 217H110V216H108ZM189 217H188V218H189ZM195 217H196V216H195ZM195 217L192 216V220H193V218H195ZM206 217H207V216H206ZM5 218H6V215H5ZM9 218H10V217H9ZM11 218H12V217H11ZM35 218H37V217H35ZM53 218L50 219V220H53L52 223H54L55 220H57V219L54 220ZM72 218H75V217H72ZM87 218H88V217H87ZM106 218H107V215H106ZM200 218H201V217H200ZM23 219H24V218H23ZM30 219H31V218H30ZM32 219H33V217H32ZM59 219H61V218H59ZM59 219H58V220H59ZM62 219H63V218H62ZM65 219H66V218H65ZM95 219H96V217H95ZM181 219H182V218H181ZM183 219H184V221H186L185 216H184ZM183 219H182V220H183ZM203 219H204V218H203ZM42 220H43V219H42ZM47 220H48V219H47ZM58 220H57V221H58ZM66 220H67V219H66ZM66 220H65V221H66ZM70 220H71V219H70ZM79 220H80V219H79ZM81 220H83V219H81ZM90 220H91V219H90ZM93 220H94V219H93ZM98 220H99V219H98ZM105 220H106V219H104V221H105ZM108 220H109V219H108ZM177 220H178V219H177ZM179 220H180V218H179ZM187 220H189V219H187ZM25 221H26V220H25ZM25 221H24V222H25ZM60 221H61V220H60ZM65 221L62 220V223L65 222ZM67 221H68V220H67ZM71 221H72V220H71ZM76 221H77V220H76ZM109 221H111V220H109ZM184 221H183V222H184ZM204 221H205V220H204ZM241 221H242V220H241ZM74 222H75V220H74ZM87 222H89V221H87ZM90 222H91V221H90ZM111 222H112V221H111ZM199 222H200V220H199ZM19 223H20V220H19ZM31 223H32V222H31ZM35 223H37V222H35ZM56 223H57V222H56ZM60 223H61V222H59V225L62 224V223H61V224H60ZM66 223H67V222H66ZM72 223H73V222H72ZM72 223H71V224H72ZM95 223H96V222H95ZM103 223H104V222H103ZM106 223H107V222H106ZM106 223H104V224H106ZM188 223H189V222H188ZM203 223H205V222H203ZM40 224H42V221H41ZM50 224H51V223H50ZM68 224H70V223H68ZM78 224H79V223H78ZM82 224H83V223H82ZM84 224H87V223H84ZM89 224H90V223H89ZM91 224H92V223H91ZM96 224H97V223H96ZM179 224H180V223H179ZM183 224H185V222H184ZM196 224H197V223H196ZM196 224H195V225H196ZM198 224H199V223H198ZM8 225H9V224H8ZM11 225H12V224H11ZM23 225H24V224H23ZM26 225H27V224H26ZM36 225H38V224H36ZM47 225H49V224H47ZM53 225H54V224H53ZM76 225H77V224H76ZM239 225H240V224H239ZM241 225H242V224H241ZM241 225H240V226H241ZM2 226H3V225H2ZM32 226H33V225H31L30 227H32ZM44 226H46V225L44 224ZM55 226H56V224H55ZM74 226H75V225H74ZM74 226H73V227H74ZM82 226H83V225H82ZM90 226H91V225H90ZM90 226H89V227H90ZM99 226H100V225H99ZM101 226H102V224H101ZM104 226H105V225H104ZM180 226H181V225H180ZM201 226H202V225H201ZM245 226H246V225H245ZM12 227H13V226H12ZM12 227H11V228H12ZM19 227H21V226H19ZM24 227H25V226H24ZM42 227H43V226H42ZM42 227H41V228H42ZM52 227H54V226H52ZM61 227H62V226H61ZM64 227H67V226L64 225ZM68 227H71V225L68 226ZM77 227H78V226H77ZM89 227H88V230H90ZM95 227H96V226H95ZM106 227H107V226H106ZM111 227H112V226H111ZM168 227H169V226H168ZM196 227H197V226H196ZM196 227H194V228H196ZM38 228H39V227H38ZM41 228H39V229L42 230L43 232H45L44 230L46 229V227H44L45 229H41ZM48 228H49V230L52 229V228H50V227H48ZM100 228H101V227H100ZM103 228H104V227H103ZM22 229H23V228H22ZM56 229H58V226H57ZM73 229H74V228H73ZM82 229H83V228H82ZM85 229H87V226H86ZM93 229H94V228H93ZM93 229L91 228V230H93ZM112 229H113V228H112ZM7 230H8V229H7ZM40 230H39V231H40ZM54 230H55V228H54ZM61 230L63 231V228H62ZM69 230H71V232L69 231V232H70L69 235H70V234L72 233V228H71V229L69 228ZM101 230H102V229H101ZM36 231H37V229H36ZM50 231H51V230H50ZM50 231H49V232H50ZM56 231H57V230H55V232H56ZM74 231H75V230H74ZM98 231H99V230H98ZM184 231H185V230H184ZM186 231H187V230H186ZM249 231H250V230H249ZM8 232H9V231H8ZM24 232H25V231H24ZM40 232H41V231H40ZM43 232H42V233H43ZM46 232H47V231H46ZM55 232L53 231L52 233L55 234ZM59 232H60V231H59ZM65 232H67V230H65ZM75 232H76V231H75ZM81 232H82V230H81ZM81 232L78 233V234H81ZM90 232H92V231H89V233H90ZM108 232H109V231H108ZM172 232H173V231H172ZM250 232H251V231H250ZM5 233H6V232H5ZM5 233H4V235H5ZM14 233H15V232H14ZM33 233H34V232H33ZM50 233H51V232H50ZM50 233H49V234H50ZM56 233H57V232H56ZM76 233H77V232H76ZM76 233H75V234H76ZM105 233H107V231H106ZM112 233H113V232H112ZM149 233H150V232H149ZM251 233H252V232H251ZM1 234H2V233H1ZM40 234H41V233H40ZM73 234H74V233H73ZM82 234H83V233H82ZM90 234H91V233H90ZM107 234H110V233H107ZM176 234H177V233H176ZM198 234H199V233H198ZM202 234H203V233H202ZM19 235H20V234H19ZM26 235H27V234H26ZM29 235H30V234H29ZM51 235H52V234H51ZM67 235H68V234H67ZM67 235H66V236H67ZM69 235H68V236H69ZM92 235H94V234L92 233ZM92 235H90V236L88 235V236L91 237ZM187 235H188V234H187ZM189 235H192V234H189ZM13 236H14V235H13ZM35 236H36V235H35ZM42 236H44V234H43ZM45 236H46V235H45ZM52 236H53V235H52ZM61 236L64 237L65 235H61ZM72 236L75 237V235H72ZM78 236H79V235H78ZM104 236H105V235H104ZM117 236H119V235H117ZM169 236H170V235H169ZM195 236H196V235H195ZM198 236H199V235H198ZM200 236H201V235H200ZM1 237H2V236H1ZM16 237H17V236H16ZM31 237H32V236H31ZM38 237H40V236L38 235L37 238H38ZM69 237H70V236H69ZM69 237H68V239H69ZM73 237H72V238H73ZM82 237H83V236H82ZM82 237L80 236V238H82ZM89 237H85V238L87 239V238H89ZM94 237H96V235H95ZM94 237H93V238L91 237V238L94 239ZM112 237H113V236H112ZM6 238H7V237H6ZM52 238H54V237H52ZM52 238H51V240H52ZM60 238H62V237H60ZM75 238H76V237H75ZM75 238H74V240H76V239L78 240V238H76V239H75ZM80 238H79L78 242L81 241ZM116 238H117V237H116V235H115V240H116ZM122 238H124V237H121V240H122ZM155 238H156V237H155ZM196 238H197V237H196ZM202 238H203V237L201 236L200 239H202ZM9 239H10V238H9ZM12 239H13V238H12ZM33 239H34V238H33ZM35 239H36V238H35ZM66 239H67V238H66ZM70 239H71V238H70ZM83 239H84V237H83ZM156 239H158V238H156ZM193 239H194V238L192 237V240H193ZM0 240H1V239H0ZM16 240H17V239H16ZM37 240H38V239H37ZM41 240H42V239H41ZM43 240H46V239H43ZM43 240H42V241H43ZM54 240H55V239H54ZM56 240H57V236H56ZM61 240H62V239H61ZM64 240H65V239H64ZM89 240H90V239H89ZM104 240H105V239H103V241H104ZM106 240H108V242H109L110 239H106ZM106 240H105V241H106ZM119 240H120V239L118 238V242H119ZM121 240H120V241H121ZM123 240H124V239H123ZM123 240H122V241H123ZM151 240H152V239H151ZM194 240H195V239H194ZM39 241H40V240H39ZM58 241H59V240H58ZM58 241H56V242L58 243ZM62 241H63V240H62ZM101 241H102V239H101ZM103 241H102V242H103ZM105 241H104L103 243H105ZM122 241H121V242H122ZM9 242H11V241H9ZM35 242H36V241H35ZM37 242H38V241H37ZM52 242L54 243L55 241H52ZM60 242H61V241H60ZM87 242H88V240H87ZM102 242H101V243H102ZM108 242H107V243H108ZM118 242H117V243H118ZM121 242H120L118 245L114 244V245H116V247H115V249L111 250L113 253H110V256H111V254H112V256L110 257L109 254H108V256H109L110 258H106V259H104V260L101 259V260H103V261L101 262V264H122L123 261H121L120 258H119L117 261L115 260V261H116L115 263H113L114 261H112V260H113V257H114L115 255H116V258H117L118 256H119V257H122V256H124V255L126 254V252H127V250H126L127 247L125 248V245H123ZM156 242H157V241H156ZM182 242H183V241H182ZM26 243H27V242H26ZM40 243L43 244L42 242H40ZM44 243H45V242H44ZM57 243H56V244H57ZM62 243H63V242H62ZM72 243H74V241H72ZM83 243H85V242H83ZM97 243H98V246H100L101 243H100V242H97ZM99 243H100V244H99ZM103 243H102V244H103ZM152 243H155V242H152ZM152 243H151V244H152ZM188 243H189V242H188ZM193 243H194V242H193ZM195 243H196V242H195ZM243 243H244V241H243ZM28 244H29V243H28ZM30 244H31V243H30ZM38 244H39V243H38ZM47 244H49V243H47ZM47 244H45V246H46ZM60 244H61V243H60ZM63 244H64V243H63ZM79 244H80V243H79ZM81 244H82V243H81ZM189 244H190V243H189ZM225 244H226V246H227V242H226ZM228 244H229V242H228ZM239 244H242V242L239 243ZM24 245H25V244H24ZM31 245H32V244H31ZM49 245H50V244H49ZM49 245H47V246L49 247ZM58 245H59V244H58ZM58 245H57V246H58ZM61 245H62V244H61ZM87 245H89V244H87ZM154 245H157V244H154ZM182 245H184V244H182ZM229 245H230V244H229ZM243 245H244V244H243ZM243 245H242V246H243ZM37 246H38V245H37ZM51 246H53V245H51ZM70 246H71V245H70ZM79 246H80V245H79ZM82 246H84V244H82ZM106 246H107V245H106ZM159 246H160V245H159ZM25 247H27V246H25ZM34 247H36V246H34ZM34 247H33V248H34ZM42 247H43V246H42ZM48 247H46V250H47ZM65 247H67V246H65ZM65 247H64V248H65ZM84 247H87V246H86V243H85V246H84ZM113 247H114V246H113ZM154 247H155V246H153L152 248H154ZM164 247H165V246H164ZM184 247H185V246H184ZM188 247H189V246H188ZM188 247H186V249H187ZM239 247H240V246H239ZM3 248H4V247H3ZM3 248H2V249H3ZM31 248H32V247H31ZM36 248H38V247H36ZM51 248H52V247H51ZM53 248H54V247H53ZM56 248H57V247H56ZM60 248H61V247H60ZM60 248H59V249H60ZM69 248H70V247H69ZM76 248H77V247H76ZM88 248H89V247H87V249H88ZM90 248H91V247H90ZM92 248H94V247H92ZM157 248H158V245H157ZM165 248H166V247H165ZM231 248H232V247H231ZM244 248H245V247H244ZM2 249H1V250H2ZM10 249H11V248H10ZM28 249H29V248H28ZM100 249H101V247H100ZM106 249H107V248H105V250H106ZM111 249H112V248H111ZM127 249H128V248H127ZM160 249H161V247H160ZM162 249H164V248L162 247ZM162 249H161V250H162ZM182 249H183V248H182ZM184 249H185V248H184ZM220 249H221V248H220ZM236 249H237V248H236ZM240 249H241V247H240ZM1 250H0V251H1ZM29 250H30V249H29ZM54 250L56 251L57 249H54ZM101 250H102V249H101ZM109 250H110V249H109ZM130 250H131V248H130ZM155 250H156V249H155ZM158 250H159V248H158ZM177 250H179V249L177 248ZM188 250H189V249H188ZM221 250H222V249H221ZM229 250H230V249H229ZM237 250H238V249H237ZM35 251H38V249L35 250ZM43 251H44V250H43ZM48 251H49V249H48ZM70 251H71V249H70ZM84 251H85V250H84ZM89 251H90V250H89ZM102 251H103V250H102ZM102 251H101V252H102ZM131 251H132V250H131ZM148 251H149V250H148ZM156 251H157V250H156ZM183 251H184V250H183ZM208 251H210V250H208ZM223 251H224V250H223ZM234 251H235V250H234ZM234 251H233V252H234ZM242 251H243V250H242ZM248 251H249V250H248ZM30 252H31V251H30ZM32 252H33V251H32ZM98 252H99V251H98ZM128 252H129V251H128ZM134 252H135V251H134ZM160 252H161V251H160ZM185 252H186V250H185ZM243 252H245V251H243ZM249 252H250V251H249ZM6 253H7V252H6ZM35 253H37V252H35ZM47 253H48V252H47ZM67 253H68V251H67ZM77 253H78V252H77ZM91 253H92V252H91ZM107 253H109V252H107ZM107 253H106V255H107ZM130 253L133 254V252H130ZM153 253H154V252H153ZM153 253H152V254H153ZM158 253H159V252H158ZM162 253H163V252H162ZM165 253H166V252H165ZM230 253H232V252L230 251ZM251 253H252V252H251ZM251 253H250V254H251ZM31 254H32V253H31ZM79 254H80V253H79ZM85 254H86V253H85ZM100 254H101V253H100ZM134 254H136V253H134ZM142 254H143V253H142ZM152 254H151V255H152ZM208 254H209V253H208ZM250 254H248V255H250ZM0 255H2V254H0ZM42 255H43V254H42ZM45 255H47V254H45ZM93 255H94V254H93ZM98 255H99V254H98ZM103 255H105V254H103ZM137 255H138V254H137ZM224 255H225V251H224ZM38 256H40V255H38ZM48 256H49V255H48ZM65 256H67V254H66ZM79 256H85V255L82 254V255H79ZM79 256H78V257H79ZM90 256H91V255H90ZM96 256H97V255H96ZM101 256H102V255H101ZM101 256H100V257H101ZM127 256H128V255H127ZM131 256H132V255H131ZM148 256H149V255H148ZM160 256H161V255H160ZM250 256H252V254H251ZM253 256H254V255H253ZM44 257H45V256H43V258H44ZM52 257H53V256H52ZM57 257H58V256H57ZM78 257H77V258H78ZM88 257H89V255H88ZM91 257H92V256H91ZM132 257H133V256H132ZM137 257H138V256H137ZM137 257H136V258H137ZM139 257H140V256H139ZM217 257H218V254H217V256H215V258H217ZM229 257L231 258V256H229ZM242 257H243V256H242ZM247 257H248V260H249V258H250V260H251V258H252V257H249V256H247ZM247 257H246V258H245V257L243 258V259H244V262L246 261ZM33 258H36V257H33ZM46 258H47V257H46ZM71 258H72V257H71ZM73 258L76 259V257H74V256H73ZM80 258H81V257H80ZM86 258H87V256L85 257V259H86ZM92 258H93V257H92ZM94 258H95V256H94ZM101 258H102V257H101ZM104 258H105V256H104ZM122 258H123V257H122ZM125 258H127V257H125ZM125 258H124V259H125ZM253 258L255 259L256 256L253 257ZM1 259H2V258H1ZM24 259H25V258H24ZM44 259H45V258H44ZM50 259H52V258H50ZM61 259H62V258H61ZM69 259H70V258H69ZM98 259H100V258H98ZM129 259H130V258H129ZM137 259H138V258H137ZM139 259H141V258H139ZM189 259H190V258H189ZM240 259H241V258H240ZM257 259H258V258H257ZM3 260H4V259H3ZM28 260H29V259H28ZM35 260H36V259H35ZM35 260H34V261H35ZM39 260H41V259H39ZM58 260H59V259H58ZM66 260H67V259H66ZM66 260H65V261H66ZM79 260H80V259H79ZM83 260H84V258L82 259V261H83ZM101 260H100V261H101ZM125 260H126V259H125ZM131 260H132V259H131ZM133 260H134V259H133ZM187 260H188V259H187ZM216 260H217V259H216ZM216 260H215V262L217 263ZM223 260H224V259H223ZM231 260H233V259H231ZM241 260H242V259H241ZM241 260H240V262H241V264H243L244 262L241 261ZM248 260H247V261H248ZM29 261H30V260H29ZM34 261H33V262H34ZM43 261H44V260H43ZM73 261H75V260H73ZM84 261H88V260H84ZM84 261H83V262H84ZM111 261H112V262H111ZM127 261H128V260H127ZM137 261H138V260H137ZM139 261H140V260H139ZM192 261H194V260H192ZM255 261L257 262V260H255ZM255 261H253V262L255 263ZM124 262H125V261H124ZM141 262H142V260H141ZM153 262H154V261H153ZM167 262H168V261H167ZM218 262L221 263V260L218 261ZM222 262H223V261H222ZM235 262H236V261H235ZM253 262H251V261L249 262V261H248V263L246 262V264H250V263L254 264ZM3 263H5V262H3ZM31 263H32V262H31ZM67 263H68V262H67ZM129 263H130V262H129ZM133 263H134V262H133ZM138 263H140V262H138ZM144 263H146V262H144ZM154 263H155V262H154ZM165 263H166V260H165ZM190 263H192L191 260H190ZM190 263H189V264H190ZM193 263L195 264V262H193ZM219 263H218V264H219ZM238 263H239V262H238ZM238 263H237V264H238ZM27 264H28V263H27ZM49 264H50V263H49ZM75 264H76V263H75ZM79 264H80V263H79ZM98 264H99V263H98ZM126 264H127V263H126ZM131 264H132V262H131ZM159 264H161V263H159ZM185 264H186V263H185ZM221 264H223V263H221Z\"/></svg>", "mask_w": 264, "mask_h": 264}, {"label": "built area", "instance_id": "built-area-1", "mask_svg": "<svg viewBox=\"0 0 264 264\" xmlns=\"http://www.w3.org/2000/svg\"><path fill=\"white\" fill-rule=\"evenodd\" d=\"M253 72L254 70L234 63L224 70L210 72L204 84L200 86L199 98L189 106L190 111L200 116L204 114L205 102L214 101L229 108L238 106L251 86Z\"/></svg>", "mask_w": 264, "mask_h": 264}]
</instances>
